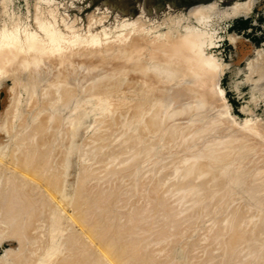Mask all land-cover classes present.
<instances>
[{
  "label": "rangeland",
  "instance_id": "374dc122",
  "mask_svg": "<svg viewBox=\"0 0 264 264\" xmlns=\"http://www.w3.org/2000/svg\"><path fill=\"white\" fill-rule=\"evenodd\" d=\"M245 1H250V3H249L250 10L246 14H236V12L233 11L236 3H241V2H245ZM211 4H212V6H209ZM208 6H209L210 9L208 8ZM213 6H214V8H213ZM196 7H197V10H196ZM200 7H203V8H200ZM206 10H208V11H206ZM200 15H201V18H200ZM202 15L204 17H202ZM13 20H15V21H13ZM4 21L5 22L7 21V22L5 23ZM12 22L14 24H12ZM41 22H43V24H47L48 25V27H47L48 29H50L49 28V25H52V27L55 28V29H52L49 32H44L39 27L40 24H41ZM3 25L7 29H12L13 27L18 29V31L16 32V34H13V35L12 34H2V36L4 37L3 39L7 40L8 42H16L17 45H19V48H21V50L25 49V51H29V52L33 51V47L34 46H37L38 44H41V42H44L45 36H48V37H51L52 35H56L57 36L58 33L56 31H59L60 32V35L61 34L62 35H65L66 34V36H67L69 34V37H70V35L73 36V35L76 34V33L75 34H71L72 31H73V29L76 30L77 33L80 31L79 32L80 33L79 34L80 36L78 37V40L80 42H82V43H86L84 40L86 38H89V36H92V35L94 37L96 36L98 38V42H96V44H95L96 47L97 48L100 47V48H102L104 50L108 49L107 52H105V54H107L108 56H112V54H120L119 51H118V48H119V45H118L119 38L118 37H121L122 34H124L122 36H127V39L129 38L127 40V42H129V41H130V43L133 42L134 44L133 43L132 44L135 45V46L138 45V44L136 45V43H139L141 45V43H143V42L155 41V40H157V38H159V40H161V41L162 40L169 41V39L167 40V38H169L170 36L177 37V35L183 34V33L184 34L185 33H190L193 36H195V39H196L197 44L199 43L198 45H199V47L201 46L200 48H201L202 52L204 51L203 54L206 57L209 56V57H207L209 59L211 58V60H209V62H212V60H213L212 63H214V65H215V66L213 64L211 65V63H210V66H212V72H208L209 70L211 71V67L209 68V70L207 72L208 73H212V74H208V77L210 79L209 82H211L213 84L212 87L214 86L215 88L214 87L213 88L215 90L217 88V90H219V93H220V90H222V92L220 93V98L217 97V95H215V94H214V97H213L214 100H215V96H216V98H218L220 101L217 99L218 100V103H217V101L215 102L212 99L213 101H211L209 103V105H208L209 106L208 109L211 108V110L210 111H208V109L207 110H203V111L200 110V114L199 115H198L199 111H198L197 114H196V112H197V110H199L197 107H199L200 105L199 104L197 105L193 100L188 101L189 104H191V106H193V108H194V106H196L195 108L197 109V110H195V108H194V110H192L193 109L192 108L191 109V112H193V114L189 113L190 114L189 117H188L189 114L186 115L187 117L185 115H183L182 114L183 112L180 111V109H181L180 108L181 107L180 104L179 105L176 104L177 106L175 105L176 107L174 106L175 108H172L173 109V112H174V113L173 112L172 113L173 114H176V112H177L178 115H176V117H175V115L172 116L173 118H176V119H173V118L170 119L171 121L173 119L174 121H172V122H174V123H172L171 121L169 123L168 122L169 120L166 119L167 122L165 124V121H164V124L167 125V126H165V129L164 128H162V129H164L166 131V128L167 129L168 128H174L173 126H175L174 129H176V128H178V129H180V128L181 129H184V127H186L189 124V122H193V120L195 122H198L197 121L198 119L200 120V122L202 124H204V122H202L203 120H205V119L208 120L209 118L212 119V121L209 120V122H207L205 120L206 121L205 123H208L209 127H211V126L213 127L214 125L219 126L220 124L218 122H220L222 124V126L221 125L219 127H217V126L215 127L214 126L213 128L211 127V129H213V132H216L215 130H219V128H221L219 131L216 132L217 135H215V136L217 138H219V136H221L220 138L223 137L222 139H219V141L221 140L222 143H224L225 141L227 142V144L225 143V145H222V146H225V148H228L227 150H229V147L234 142L237 143V141L239 140L238 143L236 144L237 146H235V148H234L233 147L234 144H233L231 146V148L233 147L234 150H236V149L239 150L240 149L242 151L243 150L245 151V148H247V149L250 148L251 149V150L249 149L250 152H249V150L246 149V153H248V154L246 155L245 152H244L243 153V154H245V156L243 155L244 157L242 156V152L239 153L240 150H239V152L236 150L235 153L234 152L233 153H230V155H232V154L235 155L237 153L238 156L240 154L242 156V157L239 156L240 157L239 159L237 158L238 157L237 155L235 157L234 156H231L230 157V160L232 159V157L238 159V160H236V159L233 158L234 160H236V164L237 165L235 164V161L233 159H232L233 160L232 162L234 163L233 166H232L233 163L232 164H230L229 162L227 163V165L230 164L231 165L230 167H232V169L229 168V167H227V169L230 170V173L231 174L230 173L228 174L227 172H224V173L223 172H217V169H218L219 166H217V168H215L216 166H212L210 160H208V158L205 157L204 152L206 153L207 152L206 149H208V148L205 146V149H204V143H202L203 144L202 145L201 142H200V141L206 142L209 139V138L207 139V137L204 136L205 134L203 136L206 137V140H205L204 137H202V139L204 138L203 140L202 139L197 140V139H199L198 137L196 138L194 136V138H192L193 135L191 136V134L189 135V134H186L185 133L186 136L183 134V140L184 141H182V139H181L182 136L180 137V141H182V143L184 142V144H186V145L185 146L183 145L184 147L181 148L179 146L180 145L182 146V143L181 142H178L179 140H177L175 138L172 139L174 136L172 137V136L169 135L170 136L169 139L171 138V143H170V140H168V138H167V135L169 133L164 132V130L159 129L164 134L165 133L167 134L166 135V139H165V136L162 135L163 134L162 132H161L162 134L159 133V130L158 129L152 130L151 128H149L151 130L150 131L148 129V127H147V131L148 130L149 131L148 132H144V131L141 130L140 124H138L137 122L136 123L138 125L137 124L136 125L133 124V123H135V120H133V117L132 116H134L135 110L137 109V108H134L135 106H133V105L135 104V102L137 100L136 99L137 97L135 98V96L137 95L136 94L137 92L135 90H133L134 92H136L135 93L136 94L135 96L129 94L130 92L134 93L133 91H130L129 92V89L132 88L131 87L132 85L130 86V83L133 84V87L136 88V89L139 88L138 85H141L142 83L141 84L137 83L138 85L136 86V83L134 84V82L132 83V81H130V80L132 79L131 77H135L136 75H137V77L140 76V74H139L140 72L139 71H135V72H137L136 75L134 74L135 73L134 71H133V73H128V74H124V73L122 74L121 73V81H120L121 84H119V86H117V89H118V87H119L118 90H120L121 88H123V89H121V91H118L116 89L115 92L116 91L119 92L118 94H120L122 92H124V93L126 92L127 94H129L130 97L132 96L131 99H133V97H134L136 100L134 99L135 102H134V100H132V101L130 100V103L126 104V102H124V101H126L125 100L126 99L125 98L126 93L125 94L122 93L124 95H122V94L117 95V97H121L119 99H121V101L123 100L122 101V102H124L123 104H126V106L123 105L124 107L122 105L118 104V106H116L117 108H115V106H114L115 103H118V101H119V99H118L117 102H115L116 101V94L115 95L112 94L113 96L111 95L113 99H111V100L108 99L107 100L112 105H110L109 103L107 104V101L106 102H102V99L100 98L101 100H99V98L96 97V96L93 97L94 99L93 98L91 100L88 99L89 102L85 101L87 104L83 101V100H86V96L88 94V93L85 94V92H84L86 90L85 88H87L86 86H88L87 83L89 84V86H91V85H93L92 83L95 82V84H96L97 83L96 81H99L101 79L100 78L99 80H96V81H94V78L91 79V77H93V75L95 76L94 72H96V70H94V71L92 70L94 67H92V68L89 67L90 73L93 72V75L91 74L92 76H90V79H89V74L90 73H88L87 76L84 74V72L87 73V71H88L87 68H82L81 67V69H79L80 68L79 66L78 67L77 66H73V68L76 67L75 68L76 71L78 69L77 72L80 75L76 73V75H74V78H71L70 79V84H71V87H70L71 89L70 90H71L72 94H71V92L69 93V94H71L70 95L71 97L69 99H71V100H69L68 97H66L67 100L66 99L63 100V98H65L64 96H67V95L64 94L62 90H60V89H62L61 86H59L60 84H58V85L56 84L57 87H56V85H54L55 82H57V81H55L54 83L51 84L52 86L53 85L55 86L52 89L53 90V92H52L53 94L50 95L49 97L46 96L47 98H45L44 97L45 95L42 94L41 91H39L40 90L39 87L36 88V89H38V90H36L38 92L33 93L32 90H31V86H28L29 87L28 88V87H26L25 84H22L20 82L18 83L15 80V77L14 76H8V75L1 76L0 77V120H1L0 121V150L2 151V149H7V152H5V150H4L5 154L6 153L9 154V153H12L13 152V151L11 152V150L15 149V147L17 145V143L16 144H13L15 141H17V137H16V140L14 139V137H15L14 134L16 132L17 133L20 132L19 130H20V127H21L22 123L25 120L24 119L25 117L28 118L27 119L28 121H27L26 124L29 125L28 123H30L31 125H29V126H32L33 127V124H36L38 122V121L35 122V120L37 119V117L39 118V116H41V114H42L43 117H44V115H47L48 116L49 114H51V117L53 119L49 116V124L51 123L49 125V127L50 126L51 127L54 126V129H56L55 126L58 125L57 126V129H59L58 127H61L62 126L61 125L62 122H63V127H64L63 129L60 128L57 131L58 132V138L57 139L60 140V141H57V139L53 138L57 142H59L58 144H57L56 141H54L51 138V141L52 140L54 141V142H51V143L54 145L55 142H56V145H54V146H57L58 145V147H55V148H58L57 152H56V150H55V152L57 153V157L60 156L58 158V160L61 159L60 160L61 166L58 165L59 163H57L56 168L54 167L55 168L54 170H57L58 171V172L55 171L57 173V176L60 174L59 175V177L61 176L60 180L61 179L62 180L65 179V181L64 180L63 181H64V183L65 182L66 183L64 184V186L62 184V187H65L67 189V192L68 193H69L68 190L70 189L69 187L72 186V185H69L68 183H70V184L73 183L74 191L73 192L71 191V193H73V194H74L75 190L77 189L76 187H78V185L80 184L78 182H80L81 179L82 180L85 179L84 176L87 174L88 171L89 172L86 175V177L92 175L91 174L92 172H90V171H92V168H93V171L96 170L95 173L97 174V168L95 167V170H94V166H92V163H95L94 160L96 158H99L98 164L97 165L95 164L96 166H99L98 167V170L101 167L100 166L101 164L104 165V167L106 165V164H103L104 163L103 161H104L105 158L101 157V156H104L105 154H112V156L109 155V157H111L113 159H116L113 156L116 157V154L118 155L119 153L124 154L123 157H125V154H126L127 156L125 158H127V159L128 158L129 159L131 158L130 161H129V159L128 160L124 159L123 162L118 160V164H116V162H117L116 160L117 159L115 160L116 162H113L114 160L112 161V159L108 157L109 159H111V161L113 162V164L115 163V165H118V166L116 167L115 170L112 169V168H115L114 165H112L113 167L110 166L111 169H112L110 171V173L109 172H108L109 174L108 173H105L104 174L105 176H102V177H103V179L105 177H107L104 180H106V179L108 181L110 180L109 182H111V184L113 182V184H112L113 186L110 183H108V181H104L101 177H99V179H97L98 176H96L97 177L96 178L93 175H92V177H95L96 179L95 178H91V176L90 177H87V179L88 178H91L93 180L92 181L91 179H89L88 182H91V184H89L87 182H86L87 185L86 184L85 185L83 184L85 186L83 189H85L86 186H87V188H86L87 190L86 189L85 190H86V194L88 193V195H87L88 197H92L91 195H93V194L95 195V193H91L92 190L94 192H97V191H102L103 189L104 190L106 189L109 192V188L111 186H112L111 188H113L114 186L116 188L118 187L120 189L119 192H117V194H116V192L114 191V190H116V188H115L113 190V193L115 192L114 193L115 196H114V194H112L114 197L111 198L112 201H115V202H113L114 204L112 202L110 203V205L113 206V208H112L113 209L112 215H113L114 211H116L117 209H118L117 210L118 213L121 211L120 213L121 214L123 213V216L126 215L125 218L122 217L123 219H126V220H124V222L123 221L120 222L121 220H119L115 216L117 212L114 213V215H113L115 218H117L116 221L112 217L110 219V216H111L109 214L110 212L107 213L106 216H105V214H106L105 212L107 210H110L111 207L108 209V206L105 207L104 206L105 204H102V206H104L102 208L103 209L104 208L107 209L105 212L103 211L104 213L101 216L104 219V220L102 219L103 220L102 221L103 224H102L101 223V218L98 217L99 214L97 213V211L95 209L94 210L92 209L93 211L96 212V215H95L94 219L96 217H98L100 219L99 222L101 224L99 225L100 227L98 226L100 228V230L104 227L102 229V231H100L99 228H97V231H95V232L93 231L92 232L94 235L96 234V236H98V237H95L94 235L91 236V237H93V239L95 241L91 239V243H93V244L90 243L89 246H91V248L92 249H95L96 251L100 247V244L102 242V239L105 238V234L106 235L108 234L107 233V231H109V228L108 227L111 226L110 227V230H111V228L113 226L118 225L119 226V229H120V232L119 233H120V236L121 237L119 236L120 238H118V235H119L118 234L116 239H119V240L114 241L113 244L115 243L114 246L117 245L116 247H118L119 245L121 246L123 244L129 245V246H126V245L124 246L123 245L128 250V251L127 250H124L123 255H122L124 257L123 260H126V263L128 262L127 264H166V263L167 264H170L171 262H172L171 264H173V263H175V264H182V263L183 264H185V263L186 264L187 263H189V264H191V263L192 264H196V263L197 264H206V263L207 264H214V263L215 264H217V263L218 264H226V262H227V264H230V263H232V264H235V263L236 264H240V263L241 264H244L243 262L246 261V260H248V262L247 261L245 262L246 264H264V230H261V229L256 228L257 227L256 224L258 225L259 223L263 222L262 220L264 219V199H263V201L261 199V198H264V187L261 186L262 184L261 185L259 184V183H261L263 181L261 179H264V178H262L264 176L258 174L259 172L261 173L263 171V168H264V71H263L264 70V67H263L264 66V0H0V28H4V27H2ZM10 26H11V28H10ZM69 27H72V29L71 28L69 29ZM73 32H75V31H73ZM130 34L132 35V37L130 36ZM62 35L59 36V37L53 38L55 40H58L57 44L52 45V47L55 48L54 50L62 49V46L65 47L66 44L69 42V41H67V38L65 36H62ZM135 36H137L138 38H136ZM173 37H170V39L173 38ZM138 39H140V40H138ZM164 41H162V42H164ZM105 42H108L107 43L108 46L111 44L110 45L111 48L110 47H107L106 48L105 47V44H104ZM112 42L114 44L113 46H112ZM217 65H218V67H217ZM213 67H215V68H213ZM83 69H85V70L87 69V70L85 71ZM79 70H80V72H79ZM91 70H92V72H91ZM145 70L142 69V71H145ZM147 70L148 71H146V72L148 73L151 69L147 68ZM146 72H144V73H146ZM216 72H218V73H216ZM101 76H103V75H101ZM96 77H97V75H96ZM99 77L100 76H98V78ZM137 77H136V79L133 78L132 80L135 81V80L138 79V82H141V80L144 81V79H140L139 80V78H141V77H139V78H137ZM73 79L76 82L73 81ZM83 79H87V80L89 79L88 82L86 81V84H85L86 86L84 85L85 82L82 81ZM105 79H103V81ZM108 79L109 78L106 79V82H107ZM125 79H127V80H125ZM91 80H93V81H91ZM111 80H112V82H111ZM111 80L109 79V83L108 82L107 83L105 82L106 87H107L108 84H109L108 87H111V86L115 85V83H113V82H114V80L117 81V79L113 75L111 76ZM100 81H102V80H100ZM71 82H74L73 83L74 85ZM213 82H215V84ZM112 83H113V85H112ZM70 84H69V86H70ZM76 84H77V87H75ZM82 84H83V86H82ZM216 84H217V86H216ZM23 85H25V86H23ZM121 85H122V87L120 88ZM58 86H59V88H58ZM125 87H127V88H125ZM218 87H219V89H218ZM73 89H75L74 90L75 93L77 92L78 94H75L74 91H73ZM83 89H85V90H83ZM82 90H83V92H82ZM60 94H62V95H60ZM79 94H80V96H78ZM54 95L57 96V98L62 97V98H59L61 100L57 99ZM84 95H86V96L84 97ZM89 95H91V94H89ZM75 96H78V97L75 98ZM72 97H73V99H72ZM54 99H56V100H54ZM77 99L79 101H77ZM37 100L39 102H43V100H44L46 102V104L50 101L47 105L48 106H51V107H52V104L54 102V104H53L54 107H52V109H51V107H49L48 110L47 109L46 110H43V111L40 110V113L39 112L37 113L39 115L36 117L35 120H33V118H35V117H32V116H34L33 114L35 112H37L35 110H38V108H39L37 106V104H35V103H38ZM98 101H100V102H98ZM67 102H69V103H67ZM101 102H102V104H105L106 103L105 106L108 105L109 108H111V109H108V107H107V109L106 108L104 109V106H102V104H100ZM131 102H133V103H131ZM50 103H52V104H50ZM82 103L83 104L85 103L86 105L84 104L85 106H82L81 107V105H83ZM34 104L37 107H35ZM32 106H34V107H32ZM48 106H46V107H48ZM111 106H113V107H111ZM128 106H129V108H127ZM118 107H120L121 109L118 108ZM130 107H133L134 108V111L132 110L133 108L130 109ZM33 108H35V109H33ZM219 108H222V109H219ZM29 109H32V110L30 111ZM114 109H115V112L117 113L116 114L114 112L116 115H114V113H113ZM116 109H119V110L116 111ZM104 110H107L106 111L107 114H110V113L112 114L111 116H113V117H110V115H108L109 118H111V119L114 118V116H115V118H118V120H121L120 118L123 117L124 118V121H126L127 119H128L127 120L128 122H129V120H132V122L134 121L133 123L132 122L129 123V125H131V126L134 125L132 127H134V129H135V133L133 132L132 127H130L131 130H132L131 132L134 133L133 135H136V133L138 131V129H136L135 126L136 127L139 126L140 127V131H138V132H139L140 135L137 134V136H139V139L140 140L142 139V138H140L141 134H145V136H147V134H149L150 136L152 135L151 138L148 137L149 135L147 136V141H149L148 143L151 144L153 142V140L156 138V140L154 141L156 144L154 145V142L152 143V145H153V147L155 149L153 151H150L149 152L148 149H147L148 151L146 150V146L147 145L144 147L145 150L142 149L143 146H144V144H145V142H146L145 141L146 140L145 137H144L145 139H142L145 142L142 143V140L141 141L138 140L141 143L140 142H137V145H136L135 144L136 142H135L133 144L134 146L132 144L129 145L130 147L127 146V149L131 150L132 152L135 151L134 153H136V151L137 152L140 151V149H142L143 151H145L146 154H144V152H143V155L144 156L141 154L140 159L138 157L139 160L137 159V161H135L134 160V157H130L129 154H131V155L133 154L131 151L128 154L129 150L124 149L125 150L124 151L123 149H121V148H123L122 147L123 145L122 144L119 145V143L120 142L123 143V141L125 139L123 140L122 138H125L128 135V134H125V132L126 133H129V135L131 133L129 131V129H130L129 126H127L128 125V122L127 121H126V123H127L126 128L128 129V132H127V129L125 127L124 128L121 127L120 131H123L124 134H123V132L117 133L116 135L119 134L118 136H120V138L118 136H117V138L114 136V138L118 139L119 141L115 139V141L112 142V140H113V138H112L110 141L112 143H115L116 142L115 144H112L108 140L109 145H111L113 149H111L109 147L108 142L105 139V141L107 142V144L105 145L107 147V149H106V147H104V144L106 142L104 140H102L104 138H102L100 136L102 134L101 131L103 129L105 130V128H106V123H104L105 125H103V122L101 120H103L104 122H107L108 123L111 119L109 120L108 117L106 119V116L105 115H107V114H106V112ZM109 110L112 111V112L108 113ZM131 110H132V112H131ZM125 111H127V112H125ZM119 112H121V113L125 112V113H123L125 117L121 113L120 114L122 116H120L118 114ZM201 112L202 113H205V115L202 114ZM53 113H54V115H53ZM87 113H88V115H87ZM131 113H133V114H131ZM213 113H214V115H213ZM128 114H129V116H128ZM144 114H146V113H144ZM226 114L228 115L229 118L228 117L226 118ZM180 115H181L182 120H180L181 119L179 117ZM195 115H197L199 117L196 116V118H195ZM202 115H204L205 117L202 116ZM14 116H17V118L15 119ZM192 116H193V118H192ZM212 116H214L217 119V121ZM11 117L15 121H12L11 120ZM76 117H77L78 120L76 119ZM5 118L6 119L10 118V122L11 123L8 121L9 119L6 122V119ZM64 118H66V120ZM123 118H122V121H123ZM187 118H189L190 121H189V119L187 120ZM72 119H74L75 121H80L81 123L78 122L80 125L77 124V122H75ZM191 119H193V120H191ZM32 120L35 123L33 122V124H32L31 123ZM107 120H109V121H107ZM112 120H114V119H112ZM175 120H176V122H178L179 120L181 122L183 121L184 123H186V125L184 124V126H183V123H180V121H179L178 124H176ZM39 121H41V117H40V120ZM51 121H54L53 122L54 124ZM55 121H56V123H55ZM71 121H74L77 124V126H75L77 131H75V129L73 130L74 124H72V126H70L71 125ZM20 122H21V125H19ZM57 122H58V124H57ZM195 122H193V124H189V126L194 125L195 127H198V129H199V127L202 124L199 126L200 123L198 122L199 124H197L198 125L197 126V125H195L196 124ZM23 124H25V123H23ZM55 124H57V125H55ZM101 124H102L101 127H105V128H101L100 127ZM124 124H123V126H124ZM2 125H4L3 128H2ZM9 125H11L12 127L14 125L15 126L14 127V130H16V129H19V130L18 131H15V132L13 130L12 135H9V133L12 132V130L10 131L8 129V128H10ZM171 125H173V126H171ZM223 126H224V128H223ZM4 127L7 128V130H8L7 132H6V129H4ZM22 128L23 127H21V129ZM28 128L25 127L24 133L21 130V132L23 133L22 135H24L26 133V129H28ZM52 128H51V130H52ZM10 129H12V128H10ZM46 129H48V128H46ZM54 129H53V131H54ZM181 129H180V131H181ZM240 129H241V132L243 133L244 136L242 135L240 137V135H236V133H238V134L241 133V132L240 133L238 132V131H240ZM28 130L31 131V129H28ZM51 130L49 128V131H51ZM62 130H64L66 133L64 131H62ZM185 130H186V128H185ZM221 130H222V132H221ZM30 131H28V133ZM152 131H153V133H150ZM67 132H69V133L67 134ZM73 132L75 133L74 136L72 135ZM60 133H62L61 134V138H63V139L60 138V135H59ZM98 133H99V135H97ZM199 133H202V132H199ZM244 133L248 134V135H246L247 139L245 138V134ZM16 135H18V134H16ZM19 135H21V134H19ZM90 135L93 136L94 138L97 136L96 138L99 139V140H97V142L100 141V143H97L95 141L96 139L92 138ZM65 136H69L70 138L65 137ZM99 136H100V138H99ZM131 136H132V133H131ZM153 136H154V138H153ZM190 137L192 138V140L194 139V141H192V140L189 141L191 139ZM208 137H209V135H208ZM231 137H232V139H231ZM12 138L14 139V141H13ZM67 140L68 141L70 140V142H67ZM158 140H160V141H158ZM167 140L169 141L170 146L171 147L173 146L172 148L168 147V143H166V142H168ZM175 140H176V142H175ZM255 140H256V142H255L256 145L253 143ZM63 141H65V143ZM89 141H91L92 145H91V143H89ZM94 141H95L96 144L99 145V149L96 148V146H97L96 144H93ZM186 141L189 142V143H186ZM208 141H207L208 144H211V145L214 144L213 145L214 147L215 146L216 147H219L220 146V143H219L218 140H217L218 142L215 141V140H208ZM102 142L104 144H102ZM158 142H160L159 145H158ZM163 142L167 145L166 147L163 144ZM177 142L180 143V144H178ZM195 142H196V144H195ZM198 142H199V145H197ZM212 142H213V144H212ZM215 142L217 143L218 146L215 144ZM239 142L241 144H239ZM66 143H68V145ZM69 143H70V145H69ZM139 143L142 144L143 146L141 145L140 147H138L139 146ZM172 143H173V145H172ZM192 143H194V144H192ZM52 144H51L50 147L53 146ZM162 144H163V147H162ZM176 144H177V146H176ZM9 145H11V146L9 147ZM12 145H15V146L12 147ZM88 145H89V147H88ZM102 145H103V147H102ZM114 145H116L117 147L114 146ZM240 145H243L244 146V149H243V146H240ZM254 145L257 147L256 150L254 149V148H256ZM54 146H53V148H54ZM90 146H91L92 149L90 148ZM148 146H149V144H148ZM174 146H175V148H174ZM198 147H200V148H198ZM236 147H238V148H236ZM119 148L122 150V152L119 150ZM163 148H165L166 150L163 149ZM173 148H174V150H173ZM183 148L184 149L185 148H187V149L189 148L188 149L189 151L186 149V150H183L184 153L183 152H180L179 153L178 150L180 151ZM195 148H197V150H195ZM89 149H91V150H89ZM93 149L94 150L96 149V150L93 151ZM159 149H161V150H159ZM168 149H169V152H168ZM199 149H201V153H200V150ZM252 149H253V151H252ZM9 150H10V152H9ZM109 150L111 152L113 151V153H111ZM156 150H157V153L154 152ZM230 150H232V149H230ZM17 151H19V150H17ZM60 151L62 153L64 152L66 154V156L65 155L64 156L61 155L62 153H60ZM87 151L89 152V154H88ZM91 151L94 152L95 155H97L95 158H94V155H93V153ZM96 151H97V153H96ZM107 151H109L110 153L107 152ZM114 151H117V152H114ZM141 151H140V153H141ZM158 151H159V153H158ZM185 151L187 152V154H186ZM84 152H87V155ZM160 152L163 154V156L166 159L163 156H161L162 154H160ZM167 152H168V154H167ZM172 152H174V154H175V155H173L174 158L172 156V154H173ZM18 153L20 155L21 154V151L17 152L16 154H18ZM91 153H92V155H90ZM170 153H171V156L169 155ZM197 154H198V156H196ZM89 155H90V158H89ZM99 155H101V156H99ZM201 155H202L203 158L201 157ZM154 156H159V157L157 158V157H154ZM9 157H10V154H9V156L7 158H9ZM87 157L89 159H87ZM92 157H93V159H92ZM105 157H107V156L105 155ZM175 157H177L178 161L176 160ZM179 157L181 159H179ZM63 158H64V160L62 161ZM183 158H185V159L183 161H181ZM160 159H162L164 161H160ZM241 159H243V161ZM245 159H246V161H244ZM91 160H92V163L90 164L89 162H91ZM100 160H101L102 163L100 162V164H99V161ZM167 160H168V163H166ZM169 160H170V162H172L171 164H170ZM172 160H174V161H172ZM95 161H97V160H95ZM156 161H157L158 164H156ZM176 161L178 162V164L177 163H174ZM260 161H262L263 164ZM109 162H110V160H109ZM112 162H111V164H112ZM131 162H135V163H131ZM244 162H247V163H244ZM88 163L92 167H88L87 168L88 165H86V164H88ZM180 163L183 166H185L186 168H190L188 166H191L194 163L196 165L203 164V165H205V168H206L207 171L200 177V180L199 181H197V180H196L197 182L194 181V180L191 181L192 179L190 178V176H188V174L189 175L192 174L191 173V168H190V173L191 174L189 173V170L186 169V171H188V173H187L185 171V167H180V166H182ZM260 163H261V165H260ZM119 164L123 165L125 167V169L124 168H121L123 166H121ZM132 164H135V165H132ZM165 164H166V168H164ZM167 164H168L169 167H167ZM172 164L173 165L175 164L174 166H176V165H178V166L177 167H174ZM206 164H208V167H207ZM244 164H246V165H244ZM137 165L140 166L139 167L140 169L138 168ZM170 165H171V167H170ZM209 165L212 166V167H214V168L211 169V167H209ZM252 165L253 166L255 165V166L253 167ZM135 166H137L138 169ZM244 166L250 167L251 170H253V168L256 167V171L255 170H253V171L250 170V171L251 172H254L255 175L257 173L260 177L262 176L261 179H259L260 178L259 176H258L259 178H257V175L255 176L254 173H251V176L253 175V177H251L250 174H247L246 175V176L249 175L248 176L249 178H247V179H250V180H246L245 178L243 179V177H244V169L246 168V167L244 168ZM258 166H259V168L262 167V169H259ZM178 167H179V169H182L181 172L179 170H177ZM220 167H221V169H224L223 166H220ZM233 167H234L235 170L233 169ZM60 168H62L65 171H63L61 169L60 171H62V172L60 173V171H59ZM117 168H118V170H117ZM131 168H133V169L130 170ZM141 168H142V170H141ZM151 168H152V170H151ZM183 168H184V170H183ZM225 168H226V166H225ZM82 169L85 172L84 171H81ZM88 169H90V170H88ZM102 169H104V168H102ZM102 169L100 171H102ZM173 169H174V171H173ZM175 169H176V171H175ZM257 169H258V171H257ZM241 170H243V172ZM80 171H81V173H79ZM116 171H117V175H115L116 174ZM139 171L141 172V174H140ZM142 171L144 173L146 172V174H144ZM103 172H101L102 174H100V175H103ZM120 172H122V173H120ZM150 172H151V174H150ZM171 172L172 173L175 172L176 176H178V174H177L178 172H180V174H181L182 177H183V175H186V176L183 177L184 179L183 178L180 179L181 176H178V178L181 181L179 179H177V182H176L175 179L177 177H175V174H173L172 175L173 177H172L171 174H169ZM82 173H84V174H82ZM125 173H128L129 174L128 176H125V177L126 178L127 177L129 178L130 177V179H128V178L126 179L125 177H123L124 175H127ZM212 173H214V174H212ZM222 173H223V175H225V173H227V174L225 175V177H223V178L221 177L220 178L219 175L221 176ZM241 173H243V174H241ZM79 174H80V176H78ZM118 174L121 175V176L123 175L122 178H124L125 181L123 179H121V177H120V180H118V179L116 180V176H117V178H119ZM166 174H167L168 177L166 176ZM215 174H216V176L218 175L217 178H216ZM261 174H263V173H261ZM98 175H99V173H98ZM161 175H163V177H161ZM237 175H240V176H237ZM139 176H142V177H139ZM213 176L216 179H213L214 178ZM158 177H159V179H158ZM174 177H175V179H173ZM186 177H188V179ZM78 178H79V181H78ZM134 178H135V180L138 179V180H136L137 182L135 180H133ZM239 178H240V180H239ZM42 179H43L44 182L42 181ZM42 179H40L42 181V182L41 181L40 182L41 183H44V185H45V186L44 185H42V186H44V187L50 186L51 187V191L48 190V189H50L48 187H47L48 189H45L46 190L45 191L46 192V197L48 199L49 198L51 199L52 197L54 198V195L53 194L54 193H57V192L63 194V196H64V193H62L63 190H61V187H60V190H59V188L58 189L56 188L57 190H55V192H54V189L55 188L52 187L54 185L53 183H51L52 181L49 180L48 182L51 181L50 182L51 184H49V183H46V181L44 180V178H42ZM131 179H132V182H130ZM217 179H219V180H217ZM96 180L97 181L98 180L99 181L103 180V182L101 181L99 183ZM163 180L164 181H167V182H164ZM172 180H174V181H172ZM178 180L180 181V183L182 184V186H180L181 184L179 183ZM187 180H189V181H187ZM243 180H245V181H243ZM259 180H261V182ZM85 181H87V180H85ZM119 181H122V183L119 182ZM82 182H84V181H82ZM94 182H96V183H94ZM126 182H128L130 184H128ZM161 182L162 183L164 182V184L167 185V186H165L164 184H161ZM93 183H94V185H93ZM123 183H125L126 185H123ZM134 183H137V184H134ZM159 183H160V185H159ZM98 184H99V186H97ZM109 184L111 185L110 187L107 186ZM127 184H128V186L129 185L130 186L129 187H124V186H127ZM116 185H118V186H116ZM157 185L161 186V187H159V189L162 190V191H160L159 189L157 191ZM162 185L165 186L164 187L165 189L162 188L163 187ZM119 186H121V187H119ZM143 186H144L145 189L143 188ZM82 187L83 186H81L79 188H82ZM97 187H98V190H97ZM137 187H138V189H136ZM139 187H140V189L144 190V192H143L144 194H141L142 193V190H140ZM166 187H168V188H166ZM126 188H127V191H126ZM130 188H132V189H130ZM47 190H48V192L49 191L52 192V190H53V193L50 194V196H49L48 195L49 193L47 192ZM133 190H135V191H133ZM136 190L137 191L140 190V193H139L141 195L140 197H138L139 195L137 194L138 192H136ZM107 191H104V192H107ZM147 191H148V193H147ZM126 192H127V194H126ZM132 193H133V195H130ZM161 193L164 194V195H162ZM168 193H170V194H168ZM182 193L185 194L184 197H183V194ZM261 193H263V194L261 195ZM57 194L55 195L56 196L55 199L52 198V201L49 202V204L52 203V204H57L58 205V204L62 203L61 205H59L60 210L57 208V205H55L56 206L55 208L58 209L57 210L58 211L57 213L60 212L58 216H60V214H61V209L63 208L62 210H64V211H62V216L63 217L62 216H61L62 218L60 217V220L63 219V222H61L62 223V231H63L62 234H63V236L61 235V237H60V238H62V237L63 238H62V240H60V243H61V241L62 242L64 241L63 243H61V245H64V243H65V246H60V247H62V250L66 251L69 246L70 247L71 246H75V244H77V243H78V246H80V244L82 242H84V240H85V238L87 236L86 234L87 233L90 234V235L92 234V233H89L88 231H87V233H85L86 230H88V228H91L93 226L92 225V222L93 221H97L98 219L97 220H94V219L92 220L93 215L95 214V212H92V213L90 212L92 214V216L90 217L91 214L89 213V211H92V210H89V211H87L84 214V217H86V218H83L84 221L81 222L80 219H78V218H80L79 215H78L80 213V211L78 212V210H76V209H75V211H72V209L74 208L72 206L79 205V204H76L74 202V201L77 202L78 198H77V200H74L73 199L75 197L74 195L71 194V196L70 195L68 196L67 193H66L67 197L65 198L63 196L62 197L60 196L61 197L60 203L59 202L57 203V201H59V198L57 200V197L59 196V194L58 195ZM118 195H120V197ZM155 195H157V196H155ZM202 195H204V196H202ZM133 196H135V197H133ZM115 197H118V198L115 199ZM131 197H132V199H130ZM165 197H166V200H165ZM62 198H65V200L64 199L62 200ZM127 198H129V199H127ZM134 198H136L138 201L136 199H134ZM50 199H49V201H50ZM177 199H178L179 202L177 201ZM103 200L106 202V199H103ZM155 200L159 201L160 203L157 202V201H155ZM80 202H81L80 204H83L82 203L83 202L82 200H80ZM129 202L132 205V207H130V208H129V206H131V205H129ZM151 202H152V204H151ZM119 204H121V205H119ZM180 204L182 205V207L183 206L184 207L181 208V205ZM138 205H140L141 207L138 206ZM191 205L193 207H195V208H193ZM50 206H51V204L48 206V208H50ZM117 206H119V207H117ZM156 206H157V208H156ZM225 206H226V209H225ZM75 207H77V206H75ZM82 207H84V206L82 205ZM82 207L78 206V209L80 208L83 211V208ZM158 207L162 211H159ZM53 208H54V205H53ZM50 209L52 210V208H50ZM133 209L135 210V214L133 215L135 217V219L132 222L133 216L131 215L132 218L130 217L128 220L131 221L132 223H135V224H132L131 222H128V220H127L128 214L129 213H134ZM145 209H146V211H145ZM176 209H177V211H176ZM207 209H209V210H207ZM155 210L156 211H159V212H156ZM236 210H238L237 213H236ZM145 212H148V213H145ZM172 212L174 214H172ZM182 212L183 213L185 212L184 215L182 214ZM52 213H53V211H52ZM81 213H80V215H81ZM143 213H144V215H143ZM231 213H233V214H231ZM242 213L246 214V217L247 218L246 217L245 218L247 220L249 219L248 221L247 220L244 221L245 223H243V225L241 226L242 227V230L245 229L246 226H248L249 228L248 227L247 228L248 229H251L252 231H256L257 230L256 232H254L253 235L256 236V233H260L259 234L260 236H258V234H257L256 237L252 236L250 238V240H249V238H248L249 236H248V234L246 232L245 233L247 234V236H242V234L244 232L241 233L240 235L242 236V238L243 237L244 238L246 237V240L248 239L247 240L248 243L246 244V241H244V240L242 241L244 244L243 243L241 244V242L238 243L240 239L242 240L241 237H239L240 239L238 238L237 239L238 241H235V243L231 241L232 244H236V248L238 249L237 250L235 248L236 251H234L235 245L232 246L231 243L225 242L224 239H227V237L229 239L230 236L232 235L233 228H234L233 226H234V224L236 222L235 220H238V219L240 220V222L237 221L236 224L237 223L238 224L239 223L242 224V222H241V219L242 218H239V216L241 217V215L242 216L244 215ZM49 214H50V212H48V215ZM156 214H157V216H156ZM254 214H255V217H254ZM52 215L50 214L51 218H52ZM74 215H78V216L75 217ZM108 215H109V217H108ZM190 215H192L193 217H191ZM237 215H239L238 216V219H237ZM187 216H189V217H187ZM49 218H50L49 216H47V218L44 217L43 220H38L39 221V223L37 222L38 225L36 224V226L38 227V231L41 230L40 232L37 231V235L36 236H39V233L42 232V234H40V235H41V237L42 236L43 237H42V239H41L40 236L37 237V238H35V239L40 238V240L39 241H35V244L32 243L33 246H31L32 248H30V249H31V251H33V254L34 255H36V254L38 255L39 254V251L41 253V250L43 249V247L47 243L46 241H47V238L49 236L48 234L51 232L50 230L52 229L51 228L52 226L50 225L51 223L49 224V222L51 221ZM74 218H77V219H74ZM90 218H91V220H90ZM107 218H109L110 220L107 219ZM191 218H192V221H191ZM254 218H255V221H254ZM47 219H49L50 221L49 220L46 221ZM88 219L91 222V223H89L90 225L89 224H86V223H88ZM76 220H79L81 222V223L79 222L80 225L79 224H76V223H78ZM118 220H119L120 224L123 223V225L124 224L125 225H128V226H130V228H127L128 226L126 227L125 225L123 226L122 224L119 225ZM135 220H136V222H135ZM225 221H226L225 226L222 224L223 225V228H222V226H220L221 228H219V224L221 225V222L225 223ZM256 221H258V222L255 223ZM70 222L71 223L73 222V223L71 224ZM113 223H115V224L113 225ZM130 223L132 225H130ZM47 224H49L50 225L49 228H51L48 231H47V228H48V225ZM81 224L83 226H81ZM93 224H95V223H93ZM105 224L107 225V227L105 226ZM42 225H44V226H42ZM76 225L79 226V228H77ZM263 225H264V222H263ZM70 226H72V227H70ZM80 226H81V228H80ZM85 226H87V227L89 226V227L86 228ZM159 226H160V228H159ZM251 226H253V227H251ZM39 227H40V229H39ZM42 227L44 229H42ZM73 227L76 228V229H74V230H76L75 233H72L73 232ZM238 227L240 228V225ZM106 228H107V231L105 232L104 230H106ZM114 228L115 227H113V229ZM80 229L82 230V233L80 232L81 231ZM43 230H46V231H43ZM83 231L85 233L84 235H82L83 234ZM103 231L105 232V234L103 233ZM112 231L113 230H111V232ZM146 231H147V233H145ZM6 232L7 231H2V232L0 231V264H4V263L7 264L8 260L9 261L11 260L10 257H8L7 260L6 259H3L4 254H6L5 253L6 251H9V250H10L9 252H17V251H19V248L18 247H19L20 240H18V238H16V237H13L12 234L9 231L7 233ZM46 232H48V234ZM245 233L243 235H245ZM68 234H69V236H67ZM70 234H72V235L75 234L76 236H77V234H79L80 236L82 235L84 237L82 238V236H81V240H80V236L77 237L79 239V241H80L79 242V241H77L76 236H75V239L74 240H76L77 243L73 242L74 240L71 239L72 244L73 243L74 244L73 245H68L69 243H71L69 241L70 240V238H69L70 237ZM145 234H147V235H145ZM45 235H47V238H46ZM100 235L103 236V238ZM137 235H138V237H137ZM218 235L220 237H218ZM67 237L69 238L68 240H67ZM73 237H74V235L71 238H73ZM205 237H208V238H205ZM99 238H101V241L100 240L98 241ZM228 239L226 241H229ZM140 240H141V242H139ZM253 240H255V241L253 242ZM120 241H121V243H120ZM37 242H39V243H37ZM67 242H68V244H67ZM218 242H219V244H218ZM258 242L260 243V245H258L259 244ZM146 243L148 245L150 244V247L147 246ZM36 244H38V245H36ZM144 244H146L147 247L144 246V248H142L141 246H143ZM154 244H156V245H154ZM186 244H187V246H186ZM227 244H229V246H232V248H230ZM237 244H238V246H237ZM239 244H241V245H239ZM35 245H36V247H35ZM219 245H220V247H219ZM223 245H224V247H223ZM255 245H256V247H255ZM261 245H262V247H261ZM39 246L41 247V250H38L37 249V248H39ZM120 246L118 248H120ZM123 246H121V247L123 248ZM189 246H191V247H189ZM63 247L64 248L67 247L66 250ZM194 247H195V249H194ZM250 247H252V250H251ZM33 248L34 249H37L35 251L36 253H34V250H32ZM149 248H151V249H149ZM174 248H176V250H177V251L175 250L176 252L174 251ZM192 248L195 251H193ZM92 249H91V251H92ZM140 249L142 250V252H141ZM146 249H148V252L149 253L153 252L150 255L148 253V255L150 257H152L151 256L152 254H154L156 256L155 257L153 255L154 257H152L150 259V262H149V259H147V254H146L147 251H146ZM143 250H145L146 252H144ZM190 250H192V251H190ZM198 250H199V252H198ZM260 250H262L263 253H262V251L260 252ZM98 251H100L101 253L104 252V250H102V249L101 250L99 249ZM220 251L221 252L224 251L222 253V255L221 254H218ZM254 251H256V252H254ZM60 252H62V251L60 250ZM100 252H98L96 254V252L93 251V255H95L94 257H96L98 254H100ZM138 252H141V253L144 252L143 254H146V258L145 259L143 258V256L145 257V255H143V254H141L142 257H140ZM187 252H189V254ZM226 252H228V254ZM235 252L238 253V257H237V254ZM63 253L65 255H67V253H65V252H62L61 254H63ZM104 253L102 255L100 254L101 256L99 255L100 258L103 257V256H105ZM128 253H129V255H128ZM178 253H179V255H178ZM244 253H246V254H244ZM29 254L32 255L31 258L34 257V255L32 253L29 252ZM228 255H230V256L228 257ZM222 256H224V257H222ZM182 257L183 258L185 257V258L183 259ZM190 257H191V259H190ZM214 257L215 258L217 257L216 259H218V260H216ZM97 258H98V256H97ZM139 258H140V260H139ZM194 258H195V260H194ZM239 258L241 259L242 262L240 261ZM244 258H246V259H244ZM177 259H179V260H177ZM227 259H228V261H227ZM237 259H238L239 262L237 261ZM151 260L154 261V262H152ZM199 260L200 261L202 260V261L199 262ZM111 261H112V264L115 263L113 260H110V262H108V263L106 262V263L107 264H109V263L111 264ZM231 261H234V262H231ZM103 264H105V263H103ZM115 264H117V263H115Z\"/></svg>",
  "mask_w": 264,
  "mask_h": 264
},
{
  "label": "bare ground",
  "instance_id": "6f19581e",
  "mask_svg": "<svg viewBox=\"0 0 264 264\" xmlns=\"http://www.w3.org/2000/svg\"><path fill=\"white\" fill-rule=\"evenodd\" d=\"M249 3H250V1H245V2H241V3H236V5H235V7H234V9H233V11H235L236 12V14H246L249 10H250V5H249ZM209 6H212V4L211 5H209ZM209 6H208V8H209ZM252 6V5H251ZM200 8H203V7H200ZM206 8V7H205ZM213 8H214V6H213ZM210 9V8H209ZM194 10V9H193ZM192 10V11H193ZM196 10H197V7H196ZM200 10V9H199ZM213 10V9H212ZM206 11H208V10H206ZM232 11V12H233ZM200 12V11H199ZM202 17H204L203 15H202ZM200 18H201V15H200ZM203 19V18H202ZM13 21H15V20H13ZM5 22V21H4ZM7 22V21H6ZM5 22V23H6ZM11 22V21H10ZM12 24H14L13 22H12ZM66 26V25H65ZM2 27H4V25L2 26ZM9 27V26H8ZM44 32H49L50 30H52V29H55V28H53L52 27V25H49V28L50 29H48L47 27H48V25L47 24H43V22H41V24H40V26H39ZM10 28H11V26H10ZM68 28V27H67ZM72 29V27H69V29ZM18 31V29L17 28H12V29H7L6 27H4V28H0V77L1 76H3V75H8V76H14L15 77V80L19 83H22V84H25L26 85V87H28V86H31V90H32V92L33 93H35V92H38V91H36V90H38V89H36L37 87H39V91H41L42 92V94H44L45 96V98H47V97H49L50 95H52L53 93V87H55L54 85H58V84H60L59 86H61V88L62 89H60V90H62L63 91V93L64 94H66L67 96H64L65 98H63V100L64 99H66L67 100V98L66 97H68V99L71 97L70 95L72 94V92H71V84H70V79L71 78H74V75H76V73L77 74H79L77 71H78V69H77V71H76V67L75 68H73V66H79L80 68L79 69H81V67L82 68H87L88 69V71H87V73L86 72H84V74L87 76V74L88 73H90V70H89V67H96L95 69L93 68L92 70L94 71V70H96V72H94V74H95V76L93 75V72H92V70H91V72L92 73H90L89 74V79H90V76H92L93 75V77H91V79L92 78H94V81H96V80H99L100 78V80H102V81H96L97 83L95 84V82L94 83H92L93 85H91V86H89V84L87 83V85L88 86H86L85 84H86V81L88 82V80L87 79H83L82 81L83 82H85L84 83V85L87 87V88H85V89H83V90H85L84 92H85V94H87V96L86 95H84V97L86 96V100H83L84 102L85 101H87V102H89V100L88 99H92L94 96H96V97H98L99 98V100H101L102 99V102H106L108 99H113L112 98V96L113 95H115L116 94V101L115 102H117V100L119 99V98H121V97H117V95H120V94H122V93H124V92H122V93H120V94H118L119 92H115V90L117 89V86H119V84H121V73L123 74H128V73H133V71L135 72V71H139L140 73V76H138L137 77V72H135L134 74L136 75L135 77H131L132 79L133 78H135L136 79V77L137 78H139V77H141V78H139V80L140 79H144V81H142L141 80V82H138V79L137 80H135V81H133L132 79L130 80V81H132V83L134 82V84L136 83V86L138 85L137 83H139V84H141V85H138L139 86V88H134L133 87V84H131L130 83V86L132 87V88H128L129 89V92L130 91H133V90H135L136 92H134V93H132V92H130L129 94L130 95H133V96H135L136 94L138 95H136L135 96V98L137 99H135L134 97H133V99H131L132 98V96L130 97L129 96V94H127L126 92V95H125V100L126 101H124V102H126V104H128V103H130V100L132 101V100H136V102H135V100H134V102H135V104L133 105V106H135L134 108H137L136 110H135V113H134V116H132L133 117V120H135V123H133L132 122V120H129V122H128V125H127V123H126V121H124V118H123V121H122V118H120L121 120H118V118H115V116H114V118H112V119H116L115 121L114 120H112L111 118H109V116L108 115H110V117H113V116H111L112 114L110 113V112H112V111H108V113H110V114H107V110H104L105 112H106V114L107 115H105L106 116V119H107V117H108V119L110 120H107V121H109L108 123L107 122H104L103 120H101L102 122H103V125H105L104 123H106V128L105 127H101L102 126V124L100 125V127L101 128H105V130L103 129L102 131H101V137L102 138H104V139H102V140H104L105 141V139H106V141L108 142V140L110 141L112 138H113V140H112V142L113 141H115V139L117 138V136L119 135H116L117 133H119V132H123V131H120V129H121V127H125L126 128V125L127 126H129V128L130 127H132V126H134V125H136L137 123L138 124H140V127H141V130L142 131H144V132H148L150 129L149 128H151L152 130H155V129H162V128H164L165 129V126H167V125H165L166 124V119H168L169 121V123H170V119L171 118H173L172 116L173 115H175V117H176V115H178L177 114V112H176V114H173L174 112H173V109L172 108H175L177 105H179L180 104V111H182L183 113V115H188L189 113H191V114H193V112H191V109L193 108V106H191V104H189V102L188 101H190V100H193L197 105L199 104L200 106L199 107H197L199 110H197L195 107L196 106H194V108H195V110H197V112H196V114L198 113V111H199V113H198V115L200 114V110L201 111H203V110H207L208 109V105H209V103L211 102V101H213L214 100V94L215 95H217V97H219L220 98V93L222 92V90H220V93H219V90H217V88H216V90L212 87V83L211 82H209V77H208V74H212V73H208V72H212V66H210V63H211V65L213 64L214 65V63H212L213 62V60H212V62H209V60H211V58L209 59V58H207V57H209V56H205L203 53H204V51L202 52V50H201V46L199 47V43L197 44V42H196V39H195V36H193L192 34H190V33H183V34H179V35H177V37H173V36H170V37H173V38H171L170 39V37L169 38H167V40L169 39V41H164V40H162V41H164V42H162L161 40H159V38H157V40H155V41H151V42H143V43H141V45L139 44V43H136V45L137 46H135V45H133L132 43H130V41L129 42H127V40L129 39H127V36H122V35H124V34H120L121 35V37H118L119 38V40H118V45H119V48H118V51H119V53L120 54H112V56H108L107 54H105V52H107V50L108 49H106L107 47H110V45L108 46L107 45V43L108 42H105L104 44H105V49L106 50H104V49H102V48H100V47H96V42H98V38L95 36H89V38H86L84 41L86 42V43H82V42H80L79 40H78V37L80 36L79 34V32L77 33V31L76 30H74L73 29V31H75V32H73L72 31V33L71 34H75V35H70V37H69V34L66 36V34L65 35H62V36H65L66 38H67V41H69L67 44H66V46L64 47V46H62V49H57V50H54L55 48H53L52 47V45H54V44H57V42H58V40H55V39H53V38H55V37H59V36H61L60 35V32L59 31H56L58 34H57V36L56 35H52L51 37H48V36H45V38H44V42H41V44H36L37 46H34L33 47V51H31V52H29V51H25V49H23V50H21V48H19V45H17V43L16 42H8L7 40H5V39H3L4 37L2 36V34H16V32ZM182 33V32H181ZM132 34V33H131ZM130 34V36L132 37V35ZM127 35V34H126ZM172 35V34H171ZM196 35V34H195ZM129 36V37H130ZM138 36V35H137ZM137 36H135L136 38H138ZM111 39V38H110ZM138 40H140V39H138ZM132 41V40H131ZM135 41V40H134ZM137 41V40H136ZM111 42V41H110ZM114 44H113V42H112V46H113ZM102 47V46H101ZM111 48V47H110ZM259 60V59H258ZM218 64V63H217ZM215 66V65H214ZM211 67V71L209 70V68ZM217 67H218V65H217ZM260 67V66H259ZM264 67V66H263ZM90 68V69H91ZM147 68H149V69H151L148 73L146 72V71H148L147 70ZM213 68H215V67H213ZM222 68V67H221ZM86 69V70H87ZM142 69L143 70H145V71H142ZM218 69V68H217ZM83 70H85V69H83ZM85 70V71H86ZM209 70V71H208ZM219 70V69H218ZM208 71V72H207ZM217 71V70H216ZM261 71V70H260ZM264 71V70H263ZM79 72H80V70H79ZM144 72H146V73H144ZM215 72V71H214ZM221 72V71H220ZM216 73H218V72H216ZM215 73V74H216ZM82 74V73H81ZM92 74V75H91ZM80 75V74H79ZM96 75H97V77H96ZM101 75H103V76H101ZM113 75L116 79H117V81H115L114 80V82L113 83H115V85H113V83H112V85L113 86H111V87H108L109 86V84L107 85V87H106V84H105V82H106V79L107 78H109L110 80H111V76ZM78 76V75H77ZM98 76H100L99 78H98ZM120 76V77H119ZM123 76V75H122ZM132 76V75H131ZM134 76V75H133ZM210 76V75H209ZM130 77V76H129ZM213 77V76H212ZM82 78V77H81ZM87 78V77H86ZM106 78V79H105ZM214 78V77H213ZM80 79V78H79ZM103 79H105L104 81H103ZM109 79L107 80V82L109 83ZM218 79V78H217ZM77 80V79H76ZM85 80V81H84ZM125 80H127V79H125ZM55 81H57V82H55ZM73 81H75L74 79H73ZM91 81H93V80H91ZM124 81V80H123ZM122 81V82H123ZM55 82V84L52 86L51 84L52 83H54ZM76 82V81H75ZM80 82V81H79ZM78 82V83H79ZM102 82V83H101ZM104 82V83H103ZM106 82V83H107ZM111 82H112V80H111ZM72 84L74 83V82H71ZM129 83V82H128ZM214 84H215V82H213ZM69 84H70V86H69ZM95 84V85H94ZM105 86H104V85ZM123 84V83H122ZM25 85H23V86H25ZM57 85H56V87H57ZM74 85V84H73ZM125 85V84H124ZM52 86V87H51ZM59 86H58V88H59ZM82 86H83V84H82ZM126 86V85H125ZM135 86V85H134ZM216 86H217V84H216ZM74 87V86H73ZM75 87H77V84H76V86ZM81 87V86H80ZM122 87V85L120 86V88ZM29 88V87H28ZM83 88V87H82ZM81 88V89H82ZM125 88H127V87H125ZM55 89V88H54ZM57 89V88H56ZM118 89H119V87H118ZM117 89V90H118ZM121 89H123V88H121ZM121 89L120 90H118V91H121ZM127 89V90H128ZM218 89H219V87H218ZM58 90V89H57ZM75 89H73V91H74ZM83 90H82V92H83ZM40 92V93H41ZM60 92V91H59ZM71 92V94H69ZM115 92V93H114ZM62 93V92H61ZM74 93H75V91H74ZM124 93V94H125ZM136 93V94H135ZM63 94V95H64ZM69 94V95H68ZM75 94H78L77 92L75 93ZM89 94H91V95H89ZM113 94V95H112ZM124 94H122V95H124ZM37 95V94H36ZM60 95H62V94H60ZM112 95V96H111ZM121 95V96H122ZM47 96V97H46ZM55 96V95H54ZM78 96H80V94L78 95ZM78 96H75V98L76 97H78ZM89 96V97H88ZM42 97V96H41ZM53 97V96H52ZM56 98H57V96H55ZM54 97V98H55ZM123 97V96H122ZM59 98H62V97H59ZM59 98H57V99H59ZM81 98V97H80ZM101 98V99H100ZM115 98V97H114ZM72 99H73V97H72ZM79 99V98H78ZM77 99V101H79ZM94 99V98H93ZM97 99V98H96ZM213 99V100H212ZM218 98H216V96H215V102L217 101V103H218V100H217ZM52 100V99H51ZM54 100H56V99H54ZM59 100H61V99H59ZM69 100H71V99H69ZM76 100V99H75ZM222 100V99H221ZM38 101V100H37ZM73 101V100H72ZM76 101V102H77ZM123 101V100H122ZM121 101V99H119V101H118V103H115V108H117L116 106H118V104H120V105H124V106H126V104H123L124 102H122ZM220 101V100H219ZM48 102V101H47ZM50 102V101H49ZM48 102V103H49ZM60 102V101H59ZM64 102V101H63ZM97 102V101H96ZM98 102H100V101H98ZM102 102L100 103V104H102ZM122 102V103H121ZM214 102V103H215ZM47 103V104H48ZM67 103H69V102H67ZM71 103V102H70ZM86 103V102H85ZM84 103V104H85ZM110 104V105H112L109 101H107V104ZM131 103H133V102H131ZM193 103V102H192ZM213 103V104H214ZM216 103V104H217ZM35 104H37V106L39 107L38 108V110H35V111H37V112H35L33 115L34 116H32V117H35V118H33V120H35L36 119V117L39 115V114H37L38 112L40 113V110L41 111H43V110H48V108L49 107H51V106H48L47 104H46V102L43 100V102H39L38 101V103H35ZM34 104V105H35ZM50 104H52V103H50ZM53 104H54V102H53ZM53 104H52V107H54L53 106ZM72 104V103H71ZM79 104V103H78ZM83 104V103H82ZM81 105V107L82 106H85V105ZM99 104V103H98ZM106 104V103H105ZM105 104H102V106H104V109L106 108L107 109V107H108V109H111V108H109V106L107 105V106H105ZM177 104V105H176ZM40 105V106H39ZM63 105V104H62ZM176 105V106H175ZM194 105V104H193ZM36 105H35V107H37ZM46 106H48V107H46ZM67 106V105H66ZM77 106V105H76ZM80 106V105H79ZM123 106V107H124ZM175 106V107H174ZM32 107H34V106H32ZM52 107H51V109H52ZM111 107H113V106H111ZM30 108V107H29ZM101 108V107H100ZM118 108H120V107H118ZM127 108H129V106L127 107ZM131 108H133V107H130V109ZM134 108L132 109L133 111H134ZM194 108L192 109V110H194ZM215 108V107H214ZM33 109H35V108H33ZM77 109V108H76ZM75 109V110H76ZM83 109V108H82ZM121 109V108H120ZM216 109V108H215ZM219 109H222V108H219ZM30 111L32 110V109H29ZM102 110V109H101ZM119 109H116V111H118ZM132 110H131V112H132ZM211 110V108L210 109H208V111H210ZM51 111V110H50ZM72 111V110H71ZM144 111V112H143ZM167 111V112H166ZM179 111V110H178ZM179 111V112H180ZM54 112V111H53ZM75 112V111H74ZM73 112V113H74ZM95 112V111H94ZM115 112V109H114V111H113V113ZM125 112H127V111H125ZM125 112H123V113H125ZM130 112V111H129ZM173 112V113H172ZM178 112V113H179ZM224 112V111H223ZM48 113V112H47ZM52 113V112H51ZM58 113V112H57ZM72 113V112H71ZM116 113V112H115ZM114 113V115H116ZM121 112H119L118 114L120 115V116H122L121 114H123V113H121ZM144 113H146V114H144ZM195 113V112H194ZM202 113V112H201ZM221 113V112H220ZM16 114V113H15ZM14 114V115H15ZM49 114V113H48ZM131 114H133V113H131ZM180 114V113H179ZM202 114H204L205 115V113H202ZM212 114V113H211ZM18 115V114H17ZM28 115V114H27ZM32 115V114H31ZM53 115H54V113H53ZM52 115V116H53ZM57 115V114H56ZM55 115V116H56ZM61 115V114H60ZM87 115H88V113H87ZM86 115V116H87ZM204 115H202V116H204ZM209 115V114H208ZM213 115H214V113H213ZM49 116L51 117V114H49L48 116L47 115H44V117L42 116V114H41V116H39V118L37 117V119L35 120V122L36 121H38L36 124H33V120L31 121V123L33 124V127L32 126H29V125H31L30 123H28L29 125H27L26 123H27V119L28 118H24L25 120H24V122L23 123H25V124H23L22 123V125H21V122H20V124L19 125H21V127H23L22 129H21V127H20V130L19 129H16V130H14V125H13V127L11 126V125H9L10 126V128H12V129H10V128H8L10 131L12 130V132H10L9 133V135H12V133H13V130H14V132L15 131H20L21 132V130H22V132L24 133V130H25V127L26 128H28V129H31V131L30 130H28V129H26V133L24 134V135H22L23 133L21 132H16L14 135H15V137H14V139L16 140V137H17V141H15L13 144H16L17 143V145H16V147H15V149H13V150H11V152L12 153H9L10 154V157L9 158H7L8 156H9V154L8 153H6L5 154V152H7V149H2V151L0 150V231L2 232V231H9L11 234H12V236L13 237H16V238H18V240H20V243H19V251H17V252H9V251H6L5 253L6 254H4V257H3V259H8V257H10V261L8 260V262H7V264H103V263H105V264H107L108 262H110V260H113L115 263H117V264H127L126 263V260H123L124 259V257L122 256L123 255V252H124V250H127L126 249V247H124L126 244H123V245H121V246H123V248L120 246V248H118V247H116L117 245H115L114 246V244H113V242L114 241H117V240H119V239H116L117 238V235H118V238H120L121 236H120V229H119V226L118 225H115V226H113V227H115L114 229H113V227L111 228V230H113L112 232H111V230H110V227L111 226H109L108 228H109V231H107V228H106V230H104L105 232L107 231V235L105 234V232L103 231V233L105 234V238L104 239H102V242H101V244H100V247L97 249V251L100 249H102V250H104V254H105V256H103V257H101L100 258V256L103 254V253H101L100 251H98V252H100V254H98L97 256H98V258H97V256L96 257H94L95 255H93V251L94 252H96V254L98 253L95 249H92L91 248V246H89L90 245V243H91V239L92 240H94L93 239V237H91V236H93L94 234L92 233L93 231L95 232V231H97V228H99L100 226V224L102 223V221L104 220L101 216H102V214L107 210V209H103L102 207H106V206H108V209L110 208V210L113 208V206H111L110 205V203L112 202H115V201H112L111 200V198L112 197H114L115 196V192H116V194H117V192H119V188L117 187H113V188H111L113 185V182H112V184H111V182H109L107 179L106 180H104L105 178H107V177H105L104 179H103V177L102 176H105L104 174L105 173H110V171L112 170V169H116V167L118 166V165H115V163L113 164V162H116V164H118V160L119 161H122L123 162V160L124 159H126V160H128L127 158H125L127 155L125 154V157H123L124 156V154H121V153H119L118 155L116 154V157L115 156H113L114 158H116V159H113V158H111V157H109V155H111L112 156V154H105L107 157H105V155L104 156H101V155H99V156H101V157H103V158H107L106 160L104 159V163L103 164H106L105 165V167H104V165H100L101 167L99 168V170H98V167L99 166H96L97 164H98V160H99V158H96L95 160H97V161H95L94 160V162L95 163H92V160H91V162H89L90 164L92 163V166H94V170H95V167L97 168V174L95 173L96 172V170L95 171H93V168H92V171H90V172H92L91 174L93 175V176H98V178L97 179H99V177H101L104 181H108V183H110L109 185H107V186H111L110 188H109V192L105 189H101L102 191H97V192H94L93 190H92V192L91 193H95V195L93 194V195H91L92 197H88L87 195H88V193L86 194V188H87V186H86V190L85 189H83L85 186V184H86V182L87 183H89V184H91V182H88L89 181V179H91V178H95V177H92V175H90L91 176V178H88L87 179V177H90V176H87L86 177V175L88 174V172H87V174L84 176L85 177V179H81V181L80 182H78V183H80L79 185H78V187H76L77 189L75 190V192H74V194L73 193H71V191L73 192L74 191V187H73V183L72 184H70V183H68L69 185H72L71 187H69L70 189L68 190L69 191V193L67 192V189L65 188V187H62V184H63V186H64V184L66 183H64V181H65V179H61L60 180V178H61V176L59 177V175L57 176V173L56 172H58L57 170H54L55 168H56V165H57V163H59L58 165H60L61 166V162H60V160H58V158L60 157H57V150H58V148H55V147H58V145L57 146H54V145H56V142L57 141H60V140H58L57 138H58V130L60 129V128H64L63 127V122L61 123V127H58L59 129H57V124H58V122H57V124H55V125H57V126H55V128L57 129H54V126H50L49 127V125L51 124H49ZM119 116V117H120ZM123 116H124V114H123ZM128 116H129V114H128ZM190 116V114L188 115V117ZM194 116V115H193ZM193 116H192V118H193ZM196 116L197 115H195V118H196ZM15 117V119L17 118V116H14ZM24 117V116H23ZM40 117H41V121H39L40 120ZM43 117V118H42ZM48 117V118H47ZM58 117V116H57ZM75 117V116H74ZM125 117V116H124ZM180 118H181V115L179 116ZM187 117V116H186ZM197 117H199V116H197ZM205 117V116H204ZM212 117H214V116H212ZM228 117V115L226 114V118ZM52 118V117H51ZM50 118V119H51ZM85 118V117H84ZM209 118V117H208ZM207 118V119H208ZM215 118V117H214ZM225 118V117H224ZM229 118V117H228ZM6 119V118H5ZM9 119V120H8ZM8 119H6V122H7V120L10 122V118H8ZM53 119V118H52ZM56 119V118H55ZM61 119V118H60ZM65 120H66V118H64ZM68 119V118H67ZM76 119H77V117H76ZM173 119H176V118H173ZM172 119V121H174ZM189 118H187V120H188ZM216 119V118H215ZM11 120L12 121H15V120H13L12 119V117H11ZM71 120V119H70ZM72 120H74V119H72ZM78 120V119H77ZM178 120V119H177ZM180 120H182V118L180 119ZM179 120V121H180ZM191 120H193V119H191ZM206 120V119H205ZM203 120L202 122H204V124H202L201 122H200V120L198 119L197 121L200 123H198V122H195L194 120H193V122H195L196 124L195 125H197V124H199V129H198V127H195L194 125H191V126H189V124H193V122H189L190 121V119H189V124L186 126V127H184V129H181V131H180V129H178V128H176V129H174L175 128V126H173V125H171V126H173L174 128H166V131L164 130V129H162V130H164V132H166V133H169L168 135L165 133H163L161 130H159V133H161L163 136H165V139H166V135H167V138H168V140H170V143H171V138L169 139V137L170 136H174L172 139H177V140H179L178 142H181L182 143V141H184L183 140V134L185 135V133L186 134H191V136H192V138H194V136L197 138H199V139H197V140H200V139H202V137H204V136H206L207 137V139L208 140H215V141H219V139H222V138H220L221 136H219V138H217L215 135H217L216 134V132L217 131H219L221 128H219V130H215L216 132H213V129H211V127H209V125H208V123H205L206 121L207 122H209V120H211L212 121V119H208V120ZM1 121V120H0ZM22 121V120H21ZM75 121V120H74ZM74 121H71V125L70 126H72V124H74V126H73V130L75 129V131H77L76 130V127L75 126H77V124H79V123H81L80 121H75V122H77V124L74 122ZM106 121V120H105ZM164 121H165V124H164ZM171 121V122H172ZM179 121L178 122H176V120H175V122H176V124H178L179 123ZM210 121V122H211ZM216 121H217V119H216ZM4 122V121H3ZM34 122V123H35ZM52 123L54 122V121H51ZM79 122V123H78ZM130 122H132L134 125H129V123ZM137 122V123H136ZM11 123V122H10ZM14 123V122H13ZM55 123H56V121H55ZM100 123V122H99ZM125 123V124H124ZM131 123V124H132ZM172 123H174V122H172ZM180 123H183V126H184V124L186 125V123H184L183 121L181 122L180 121ZM221 126H222V124L220 123V122H218ZM54 124V123H53ZM52 124V125H53ZM123 124H124V126H123ZM137 124V125H138ZM164 124V125H163ZM168 124V123H167ZM212 124V123H211ZM214 124V123H213ZM224 124V123H223ZM18 125V126H19ZM28 127H27V126ZM80 125V124H79ZM180 125V124H179ZM219 125V126H220ZM225 125V124H224ZM3 126L4 125H2V128H3ZM25 126V127H24ZM67 126V125H66ZM65 126V127H66ZM181 126V125H180ZM198 126V125H197ZM215 127L217 126V125H214ZM213 126V127H214ZM219 126H217V127H219ZM226 126V125H225ZM7 127V126H6ZM140 127L139 126H135V128L136 129H138V131H140ZM147 127H148V131H147ZM212 127V128H213ZM46 128H48V129H46ZM49 128H50V130H51V128H52V130L51 131H49ZM71 128V127H70ZM122 128V129H123ZM185 128H186V130H185ZM223 128H224V126H223ZM4 129H6V132L8 131L7 130V128H5L4 127ZM53 129H54V131H53ZM127 129V128H126ZM215 129V128H214ZM217 129V128H216ZM65 130V129H64ZM64 130H62V131H64ZM68 130V129H67ZM72 130V131H73ZM132 130H133V132L135 133V129H134V127H132ZM131 130V128L129 129V131L131 132L132 131ZM239 130V129H238ZM28 131H30L29 133H28ZM48 131V132H47ZM53 131V132H52ZM74 131V132H75ZM137 131V130H136ZM137 131V133H136V135H133L134 133L133 132H131L132 133V136H131V133H130V135H129V133H126L125 132V134H128L125 138H122L124 141H123V143H119V145L120 144H122L123 146V148H121V149H127V146L128 147H130L129 145H133L135 142V144L137 145V142H140L142 139H145L146 138V142L148 143L149 141H147V136L149 135V134H147V136H145V134H141V136H140V138H142L141 140L139 139V136H137V134H139V132ZM141 131V132H142ZM151 131V130H150ZM157 131V130H156ZM51 132V133H50ZM61 132V131H60ZM65 132V131H64ZM73 132V136H74V134L76 133H74ZM127 132H128V129H127ZM158 132V131H157ZM199 132H202V133H199ZM221 132H222V130H221ZM225 132V131H224ZM239 133L241 132V129H240V131H238ZM63 133V132H62ZM62 133H60L59 135H60V138H61V134ZM66 133V132H65ZM69 132H67V134H68ZM95 133V132H94ZM150 133H153V131L152 132H150ZM16 134H18V135H16ZM19 134H21V135H19ZM77 134V133H76ZM123 134H124V132H123ZM157 134V133H156ZM205 134V135H204ZM225 134V133H224ZM228 134V133H227ZM245 134V138L247 139V137H246V135H248V134H246V133H244ZM97 135H99V133L97 134ZM122 135V134H121ZM140 135V134H139ZM160 135V134H159ZM170 135V136H169ZM188 135V136H189ZM204 135V136H203ZM208 135H209V137H208ZM236 135H240V137L243 135V133L241 132L240 134H238V133H236ZM64 136V135H63ZM91 136V135H90ZM100 136H99V138H100ZM114 136L116 137V138H114ZM182 136V141H180V137ZM186 136V135H185ZM187 136V137H188ZM223 136V135H222ZM235 136V135H234ZM244 136V135H243ZM65 137H68V138H70L69 136H65ZM92 138H94L93 136H91ZM97 137V136H96ZM94 138V139H96L95 141L97 142V140H99L98 138ZM119 138H120V136H118ZM145 137V138H144ZM148 137H152V135L150 136H148ZM162 137V136H161ZM206 137H204L205 138V140H206ZM225 137V136H224ZM238 137V136H237ZM51 138L53 139V138H55V139H57V141L55 140V139H53L54 141H56L55 142V144L53 145L51 142H54L53 140L51 141ZM59 138V139H60ZM153 138H154V136H153ZM179 138V139H178ZM185 138V137H184ZM191 138V137H190ZM192 138L189 140V141H191L192 140ZM203 138V139H204ZM217 138V139H216ZM227 138V137H226ZM13 139V138H12ZM14 139H13V141H14ZM61 139H63V138H61ZM89 139V138H88ZM161 139V138H160ZM202 139V140H203ZM231 139H232V137H231ZM236 139V138H235ZM238 139V138H237ZM261 139V138H260ZM116 140H118V139H116ZM138 140H140V141H138ZM156 140V138L153 140V142ZM167 140V141H168ZM207 140V141H208ZM224 140V139H223ZM226 140V139H225ZM95 141L93 142V144H96L95 143ZM105 141V142H106ZM119 141V140H118ZM122 141V140H121ZM144 140H142V143L143 142H145ZM152 141V140H151ZM158 141H160V140H158ZM162 141V140H161ZM164 141V140H163ZM188 141V140H187ZM186 141V143H189V142H187ZM192 141H194V139L192 140ZM202 142V141H200L201 142V144L202 143H204V149H205V146L208 148V149H206L207 150V152L205 153L204 152V155H205V157H207L208 158V160H210V162H211V164H212V166H216L215 168H217V166H219L218 167V169L220 170L221 169V167L220 166H223L224 167V169H221L220 171L217 169V172H227L228 174L230 173V170H228L227 169V167H229V168H231L232 169V167H230L231 165L230 164H232L233 162V160L234 159H236V160H238L240 157H242L243 155L245 156V154L247 155L248 153H246V149L247 148H245V151L243 150H240V152H239V150H237L239 153H241L242 152V156H241V154L238 156L237 155V153L235 154V155H230V153H235L236 152V150H234L233 149V147L235 148V146H237L236 144L238 143V141H237V143L236 142H234L233 144H234V146L231 148V146L233 145H231L230 147H229V150H227L228 148H225V146H222V145H225V143L227 144V142L225 141L224 143H222V141L220 142L219 141V143H220V146L219 147H214L213 145V142H212V144L213 145H211V144H208V142ZM217 141V142H218ZM234 141V140H233ZM64 143H65V141H63ZM67 142H70V140L68 141L67 140ZM88 142V141H87ZM107 142L104 144L103 142H102V144H104V147H106L105 145L107 144ZM111 142V141H110ZM111 142V143H112ZM145 142V144H144V146L142 145V144H140L139 143V146L138 147H140L141 145L143 146V150H145L144 149V147L146 146V150L148 149L149 150V152L150 151H153L155 148L153 147V145H152V143L150 144V143H148L149 144V146H148V144ZM174 142V141H173ZM175 142H176V140H175ZM177 142V143H178ZM197 142V141H196ZM196 142H195V144H196ZM231 142V141H230ZM256 140L253 142L255 145H256ZM260 142V141H259ZM59 142H57V144H58ZM89 143H91V141H89ZM97 143H100V141L99 142H97ZM110 143V144H111ZM116 143V142H115ZM115 143H112V144H115ZM166 143H168V147H170V148H172L171 146H170V144H169V141L168 142H166ZM210 143V142H209ZM229 143V142H228ZM51 144L54 146V148H53V146L52 147H50L51 146ZM67 145H68V143H66ZM118 144V143H117ZM116 144V145H117ZM156 143L154 142V145H155ZM160 144V142H158V145ZM163 144L165 145V147L167 146L164 142H163ZM163 144H162V147H163ZM178 144H180V143H178ZM192 144H194V143H192ZM215 144L217 145V143L215 142ZM239 144H241L240 142H239ZM69 145H70V143H69ZM91 145H92V143H91ZM97 146H96V148L97 149H99V145L98 144H96ZM108 145H109V142H108ZM116 145H114V146H116ZM172 145H173V143H172ZM186 145V144H184V142L182 143V146L180 145L179 147H184V146ZM197 145H199V142H198V144ZM203 145V144H202ZM254 145V146H255ZM11 145H9V147H10ZM15 145H12V147H14ZM62 146V145H61ZM60 146V147H61ZM134 146V145H133ZM176 146H177V144H176ZM218 146V145H217ZM239 146V145H238ZM240 146H243V145H240ZM77 147V146H76ZM85 147V146H84ZM87 147V146H86ZM88 147H89V145H88ZM94 147V146H93ZM102 147H103V145H102ZM109 147L111 148V149H113L112 148V146L111 145H109ZM117 147V146H116ZM132 147V146H131ZM136 147V146H135ZM191 147V146H190ZM213 147V148H212ZM256 147V146H255ZM7 148V147H6ZM62 148V147H61ZM90 148H91V146H90ZM174 148H175V146H174ZM174 148H173V150H174ZM198 148H200V147H198ZM236 148H238V147H236ZM60 149V148H59ZM92 149V148H91ZM91 149H89V150H91ZM106 149H107V147H106ZM105 149V150H106ZM120 148H119V150L122 152V150H121ZM142 149H140V151L142 150ZM163 149H165V148H163ZM187 148H183L182 150H178V152L180 153V152H183L184 153V151L183 150H186ZM189 149V148H188ZM187 149V150H188ZM202 149V148H201ZM201 149H199L200 150V153H201ZM230 149H232V150H230ZM243 149H244V146H243ZM250 148H248L247 150H249ZM255 150L257 149V147L256 148H254ZM4 150H5V152H4ZM17 150H19V151H21V154L19 155V153L18 154H16L17 152H19V151H17ZM55 150H56V152H55ZM88 150V151H89ZM96 150V149H95ZM94 149H93V151H95ZM104 150V151H105ZM118 150V151H119ZM127 150H129V149H127ZM141 151V153H140V151H136V153H134L135 151H131V150H129V152H128V154L130 153V151L133 153L132 155L131 154H129L130 155V157H134V160L135 161H137V159H138V157H139V159H140V156H141V154L143 155V152H144V154H146L145 153V151ZM147 150V151H148ZM158 150V149H157ZM157 150L156 151H154L155 153H157ZM159 150H161V149H159ZM166 150V149H165ZM194 150V149H193ZM195 150H197V148H195ZM198 150V151H199ZM203 150V149H202ZM251 150V149H250ZM250 150H249V152H250ZM254 150V151H255ZM17 151V152H16ZM87 151V152H88ZM100 151V150H99ZM110 151V150H109ZM109 151H107V152H109ZM125 151V150H124ZM146 151V152H147ZM171 151V150H170ZM189 151V150H188ZM230 151V152H229ZM232 151V152H231ZM252 151H253V149H252ZM9 152H10V150H9ZM66 152V151H65ZM87 152H84L86 155H87ZM90 152V151H89ZM89 152H88V154H89ZM92 152V151H91ZM111 152V151H110ZM109 152V153H110ZM114 152H117V151H114ZM153 152V153H154ZM168 152H169V149H168ZM168 152H167V154H168ZM186 152V151H185ZM245 152V154H243ZM248 152V151H247ZM59 153V152H58ZM60 153H62L61 151H60ZM93 153V155H94V158L97 156V155H95V153L94 152H92ZM92 153L90 154V155H92ZM96 153H97V151H96ZM105 153V152H104ZM111 153H113V151L111 152ZM148 153V152H147ZM158 153H159V151H158ZM173 154H172V156L173 155H175L174 154V152H172ZM177 153V152H176ZM189 153V152H188ZM192 153V152H191ZM196 153V152H195ZM253 153V152H252ZM99 154V153H98ZM103 154V153H102ZM160 154H162L161 152H160ZM159 154V155H160ZM186 154H187V152H186ZM60 155V154H59ZM61 155H65L66 156V154L63 152ZM90 155H89V158H90ZM158 155V154H157ZM170 156H171V153L169 154ZM178 155V154H177ZM176 155V156H177ZM182 155V154H181ZM184 155V154H183ZM238 156L237 158H234L235 156ZM251 155V154H250ZM85 156V155H84ZM144 156V155H143ZM161 156H163V154L161 155ZM169 156V157H170ZM185 156V155H184ZM196 156H198V154L196 155ZM231 156H234V157H232V159L230 160V157ZM243 156V157H244ZM6 157V158H5ZM111 158L112 159V161H111V159H109V158ZM151 157V156H150ZM154 157H159V156H154ZM164 157V156H163ZM168 157V156H167ZM182 157V156H181ZM200 157V156H199ZM201 157H202V155H201ZM200 157V158H201ZM88 157H87V159H89ZM102 158V159H103ZM165 158V157H164ZM172 158V157H171ZM173 158H174V156H173ZM172 158V159H173ZM176 158V160L178 161V159H177V157H175ZM196 158V157H195ZM203 158V157H202ZM206 158V159H207ZM92 159H93V157H92ZM101 159V160H102ZM138 159V160H139ZM144 159V158H143ZM149 159V158H148ZM166 159V158H165ZM179 159H181L180 157H179ZM185 158H183L181 161H183ZM64 160V158L62 159V161ZM86 160V159H85ZM101 160L99 161V164H100V162H101ZM109 160H110V162H109ZM116 160V161H115ZM131 160V158L129 159V161ZM158 160V159H157ZM171 160V159H170ZM170 160H169V162H170ZM189 160V159H188ZM187 160V161H188ZM236 160H234L235 161V164H236ZM242 161H243V159H241ZM251 160V159H250ZM133 161V160H132ZM160 161H164V160H162V159H160ZM172 161H174V160H172ZM174 162V163H177L178 164V162ZM200 161V160H199ZM198 161V162H199ZM244 161H246V159L244 160ZM253 161V160H252ZM111 162H112V164H111ZM159 162V161H158ZM186 162V161H185ZM230 163L229 165H227V163ZM241 162V161H240ZM239 162V163H240ZM261 163H262V161H260ZM89 163L88 164H86V165H88L87 166V168L88 167H92V166H90L89 165ZM102 163V162H101ZM121 163V162H120ZM130 163V162H129ZM131 163H135V162H131ZM137 163V162H136ZM143 163V162H142ZM148 163V162H147ZM166 163H168V160L166 161ZM172 162H170V164H171ZM184 163V162H183ZM192 163V162H191ZM209 163V162H208ZM238 163V164H239ZM242 163V162H241ZM244 163H247V162H244ZM252 163V162H251ZM257 163V162H256ZM261 163H260V165H261ZM64 164V163H63ZM85 164V163H84ZM96 164V165H95ZM151 164V163H150ZM156 164H158L157 163V161H156ZM181 164V163H180ZM186 164V163H185ZM210 164V165H211ZM249 164V163H248ZM247 164V165H248ZM255 164V163H254ZM259 164V163H258ZM263 164V163H262ZM66 165V164H65ZM112 165H114L115 166V168H112L111 169V167L110 166H112ZM119 165H121V164H119ZM132 165H135V164H132ZM173 165V164H172ZM175 165V164H174ZM173 165V166H174ZM182 165V164H181ZM207 165V167H208V164H206ZM209 165V167H211V169H213L214 167H212V166H210ZM234 165V163L232 164V166ZM237 165V164H236ZM244 165H246V164H244ZM250 165V164H249ZM256 165V164H255ZM254 165V166H255ZM85 166V165H84ZM121 166H123V165H121ZM138 166V165H137ZM137 166H135L136 168H137ZM178 165H176V166H174V167H177ZM225 166H226V168H225ZM242 166V165H241ZM251 166V165H250ZM253 166V165H252ZM253 166V167H254ZM55 167V168H54ZM66 167V166H65ZM113 167V166H112ZM131 167V166H130ZM133 167V166H132ZM140 166H138V168H139ZM143 167V166H142ZM162 167V166H161ZM167 167H169L168 166V164H167ZM170 167H171V165H170ZM180 167H185V166H180ZM188 167H190L191 168V173H190V168H186L185 167V171H186V169L187 170H189V173L191 174V175H189L188 174V176H190V178L192 179H190L191 181H199L200 180V177L207 171L206 170V168H205V165H203V164H200V165H196L195 163L193 164V165H191V166H188ZM222 167V168H223ZM240 167V166H239ZM238 167V168H239ZM243 167V166H242ZM246 166H244V168H245ZM252 167V168H253ZM84 168V167H83ZM102 168H104V169H102ZM121 168H124L125 169V167L123 166V167H121ZM134 168V167H133ZM133 168H131L130 170H132ZM137 168V169H138ZM149 168V167H148ZM164 168H166V164H165V166H164ZM173 168V167H172ZM237 168V167H236ZM258 168H259V166H258ZM62 168H60L59 169V171L61 170ZM86 169V168H85ZM91 169V168H90ZM90 169H88V170H90ZM102 169V171H100ZM127 169V168H126ZM129 169V168H128ZM140 169V168H139ZM233 169H234V167H233ZM246 169V170H245ZM244 169V177H243V179L245 178L246 180H250V179H247V178H249L248 176H246L247 174H250V176H251V173H254V172H251V171H253V170H255L256 171V167L255 168H253V170H251L250 169V167H246ZM259 169H262V167L261 168H259ZM63 170V169H62ZM87 170V169H86ZM117 170H118V168H117ZM141 170H142V168H141ZM140 170V171H141ZM151 170H152V168H151ZM161 170V169H160ZM177 170H179L180 172L182 171V169H179V167H178V169ZM183 170H184V168H183ZM229 172H228V171ZM235 170V169H234ZM251 170V171H250ZM56 171V172H55ZM63 171H65V170H63ZM81 171H84L83 169L81 170ZM81 171L79 172V173H81ZM104 171V172H103ZM124 171V170H123ZM134 171V170H133ZM139 171V172H140ZM147 171V170H146ZM173 171H174V169H173ZM175 171H176V169H175ZM242 172H243V170H241ZM257 171H258V169H257ZM262 171V170H261ZM62 171H60V173H61ZM85 172V171H84ZM101 172H103V175H100V174H102ZM125 172V171H124ZM132 172V171H131ZM143 172V171H142ZM164 172V171H163ZM180 172H176L177 174H178V176H181V174H180ZM187 173H188V171H186ZM216 172V171H215ZM216 172V173H217ZM65 173V172H64ZM94 173V174H93ZM98 173H99V175H98ZM108 173V174H109ZM112 173V172H111ZM119 173V172H118ZM120 173H122V172H120ZM129 173V172H128ZM128 173H125V174H127V175H122L123 177H125V176H128L129 174ZM133 173V172H132ZM138 173V172H137ZM144 173V172H143ZM157 173V172H156ZM166 173V172H165ZM223 173H222V175H223ZM227 173H225V175L227 174ZM233 173V172H232ZM261 173H263L264 174V168H263V171L261 172ZM260 172L258 173V174H260V175H262V176H264L263 174H261ZM82 174H84V173H82ZM96 174V175H95ZM131 174V173H130ZM140 174H141V172H140ZM144 174H146V172L144 173ZM150 174H151V172H150ZM162 174V173H161ZM169 174H171V176L173 175V174H175V172H171V173H169ZM183 174V173H182ZM185 174V173H184ZM212 174H214V173H212ZM218 174V173H217ZM220 174V173H219ZM231 174V173H230ZM241 174H243V173H241ZM240 174V175H241ZM257 173H256V175H257V178H259L260 176L258 175ZM63 175V174H62ZM107 175V174H106ZM113 175V174H112ZM111 175V176H112ZM115 175H117V171H116V174ZM155 175V174H154ZM165 175V174H164ZM220 176L219 175V177L221 178H223V177H225V175H223V176ZM240 175H237V176H240ZM254 175H255V173H254ZM255 175V176H256ZM78 176H80V174L78 175ZM108 176V175H107ZM110 176V175H109ZM118 176H119V178H117V176H116V180L118 179V180H120V177H121V179H123L124 181H125V179L124 178H122V176L121 175H119L118 174ZM133 176V175H132ZM160 176V175H159ZM166 176H167V174H166ZM170 176V175H169ZM178 176H176V174H175V177H177L176 179H175V177L173 178V179H175L176 180V182H177V179H179L178 178ZM184 176H186V175H183V177ZM215 176H216V174H215ZM218 176V175H217ZM217 176H216V178H217ZM233 176V175H232ZM236 176V177H237ZM259 176V177H258ZM261 176V177H262ZM82 177V176H81ZM139 177H142V176H139ZM138 177V178H139ZM155 177V176H154ZM161 177H163V175H161ZM168 177V176H167ZM173 177V176H172ZM171 177V178H172ZM182 176L180 177V179L181 178H183ZM214 177V176H213ZM251 177H253V175L251 176ZM261 177L259 178V179H261ZM42 178H44V180L46 181V183H49V184H51V183H53L54 185L52 186V187H54L55 189H54V192H55V190H57L58 188H59V190H60V187H61V190H63V192L62 193H64V196H63V194H61V193H58L57 191V193L59 194V196L57 197V200H58V198H59V201H57V203L59 202L60 203V199H61V197L63 196V197H67V195L69 196H71V194L72 195H74L75 197L73 198L74 200H77V198H78V200H77V202L76 201H74L76 204H79V205H74V206H72V207H74L73 209H72V211H75V209L76 210H78V212L80 211V213H81V215H80V213L78 214L79 215V217L80 218H78V219H80V221L81 222H83L84 220H83V218H86V217H84V214L87 212V211H89V210H96L97 211V213L99 214L98 215V217L99 218H101V223L99 222L100 221V219L98 218V217H96L95 219H94V217H95V215H96V212L95 211H89V213L91 212H95V214L93 215V218H92V220L94 219V220H97V221H93L92 222V227L91 228H88L87 226H85L86 228H88V230H86V232L85 233H87V231L89 232V233H92L91 235L90 234H86L85 236H86V238H85V240H84V242H82L81 244H80V246H78V243L76 242V240H74L75 239V234H73L74 235V237L73 238H71L73 235L72 234H70V242H71V239H73L74 241L73 242H75V243H77V244H75V246H69L68 248H67V250H66V248H64L66 251H64V250H62V247H60V246H65V243H64V245H61V243H63L62 241H61V243H60V240H62V238H60L61 237V235L63 236V234H62V223L61 222H63V219H61L60 220V217L62 216V211H64V210H62L61 209V214H60V216H58L59 215V213H57L58 211V209L60 210V208H59V205H61L62 203H60V204H52V203H50L51 204V206H50V208H52V210L50 209V208H48V206L50 205L49 204V202H51L52 201V198L50 199V201H49V199L46 197V190L45 189H48V188H50V189H48V190H50L51 191V187L50 186H47V187H44L45 185H44V183H41L42 181H43V179ZM48 178V179H47ZM63 178V177H62ZM65 178V177H64ZM95 178V179H96ZM109 178V177H108ZM111 178V177H110ZM126 178V177H125ZM128 178V177H127ZM126 178V179H127ZM137 178V177H136ZM187 179H188V177H186ZM215 177L213 178V179H216ZM219 178V179H220ZM228 178V177H227ZM262 178H264V177H262ZM40 179H42V181L40 180ZM47 179V180H46ZM128 179H130V177L128 178ZM158 179H159V177H158ZM165 179V178H164ZM179 179V180H180ZM184 179V178H183ZM219 179H217V180H219ZM232 179V178H231ZM49 180H51L50 182H48ZM85 180H87V181H85ZM92 180V179H91ZM103 180H101L102 182H103ZM112 180V179H111ZM122 180V181H123ZM133 180H135V178L133 179ZM136 180H138V179H136ZM135 180V181H136ZM171 180V179H170ZM178 180V181H179ZM186 180V179H185ZM184 180V181H185ZM239 180H240V178H239ZM238 180V181H239ZM261 180H263L262 182H261ZM261 180H259L261 183H259L261 186H263L264 187V179H261ZM41 181V182H40ZM78 181H79V178H78ZM82 181H84V182H82ZM93 181V180H92ZM97 181V180H96ZM101 181H97V182H101ZM122 181H119V182H121L122 183ZM128 181V180H127ZM134 181V182H135ZM149 181V180H148ZM155 181V180H154ZM161 181V180H160ZM164 181V180H163ZM169 181V180H168ZM172 181H174V180H172ZM181 181V180H180ZM180 181H179V183H180ZM187 181H189V180H187ZM190 181V182H191ZM196 181V182H197ZM243 181H245V180H243ZM2 182V183H1ZM44 182V181H43ZM130 182H132V179H131V181ZM137 182V181H136ZM164 182H167V181H164ZM164 182L162 183L161 182V184H164ZM201 182V181H200ZM216 182V181H215ZM218 182V181H217ZM220 182V181H219ZM82 183V184H81ZM94 183H96V182H94ZM94 183H93V185H94ZM106 183V182H105ZM116 183V182H115ZM114 183V184H115ZM118 183V182H117ZM120 183V184H121ZM126 183H128V182H126ZM171 183V182H170ZM175 183V182H174ZM48 184V185H49ZM84 184V185H83ZM102 184V183H101ZM107 184V183H106ZM128 184H130V183H128ZM128 184H127V186H124V187H129L128 186ZM134 184H137V183H134ZM173 184V183H172ZM181 184V183H180ZM208 184V183H207ZM42 185H44V186H42ZM47 185V184H46ZM60 185V186H59ZM83 186L82 188H79V187H81V186ZM87 185V184H86ZM104 185V184H103ZM119 185V184H118ZM118 185H116V186H118ZM123 185H126L125 183H123ZM122 185V186H123ZM152 185V184H151ZM159 185H160V183H159ZM159 185H157V191H158V189H159V187H161V186H159ZM165 185V184H164ZM171 185V184H170ZM177 185V184H176ZM205 185V184H204ZM68 186V185H67ZM66 186V187H67ZM97 186H99V184L97 185ZM101 186V185H100ZM106 186V185H105ZM148 186V185H147ZM163 186V185H162ZM165 186H167V185H165ZM165 186H163L162 188H164ZM180 186H182V184L180 185ZM92 187V186H91ZM96 187V186H95ZM119 187H121V186H119ZM123 187V188H124ZM146 187V186H145ZM149 187V186H148ZM170 187V186H169ZM57 188V189H56ZM90 188V187H89ZM107 188V187H106ZM116 188V190H114ZM143 188H144V186H143ZM147 188V187H146ZM154 188V187H153ZM166 188H168V187H166ZM172 188V187H171ZM181 188V187H180ZM202 188V187H201ZM95 189V188H94ZM112 189V190H111ZM130 189H132V188H130ZM136 189H138V187L136 188ZM139 189H140V187H139ZM145 189V188H144ZM165 189V188H164ZM191 189V188H190ZM216 189V188H215ZM214 189V190H215ZM48 190H47V192H48ZM97 190H98V187H97ZM113 190L115 191L114 193H113ZM123 190V189H122ZM121 190V191H122ZM129 190V189H128ZM140 190H142V189H140ZM140 190L139 191H137L136 190V192H138L137 194L139 195L138 197H140L141 195L139 194L140 193ZM160 190V189H159ZM169 190V189H168ZM48 192L49 194V196H50V194H52L53 193V190H52V192ZM96 191V190H95ZM104 191H107V192H104ZM126 191H127V188H126ZM131 191V190H130ZM129 191V192H130ZM133 191H135V190H133ZM160 191H162V190H160ZM164 191V190H163ZM167 191V190H166ZM165 191V192H166ZM188 191V190H187ZM195 191V190H194ZM123 192V191H122ZM132 192V191H131ZM144 192V190H142V193L141 194H144L143 193ZM146 192V191H145ZM179 192V191H178ZM177 192V193H178ZM57 193H54L53 195H54V198L53 199H55V195L57 194ZM66 193H67V195H66ZM124 193V192H123ZM147 193H148V191H147ZM160 193V192H159ZM176 193V192H175ZM181 193V192H180ZM57 194V195H58ZM61 194V195H60ZM112 194H114V196L112 195ZM126 194H127V192H126ZM125 194V195H126ZM162 194V193H161ZM168 194H170V193H168ZM183 194V193H182ZM181 194V195H182ZM200 194V193H199ZM203 194V193H202ZM263 193H261V195H262ZM129 195V194H128ZM130 195H133V193L132 194H130ZM129 195V196H130ZM148 195V194H147ZM162 195H164V194H162ZM184 195L185 194H183V197H184ZM61 196V197H60ZM90 196V195H89ZM117 196V195H116ZM119 197H120V195H118ZM143 196V195H142ZM151 196V195H150ZM155 196H157V195H155ZM171 196V195H170ZM180 196V195H179ZM178 196V197H179ZM202 196H204V195H202ZM215 196V195H214ZM122 197V196H121ZM124 197V196H123ZM133 197H135V196H133ZM164 197V196H163ZM191 197V196H190ZM206 197V196H205ZM209 197V196H208ZM65 198H62V200L64 199L65 200ZM116 198H118V197H115V199ZM145 198V197H144ZM189 198V197H188ZM196 198V197H195ZM255 198V197H254ZM103 199H106V202L103 200ZM114 199V200H115ZM127 199H129V198H127ZM130 199H132V197L130 198ZM134 199H136V198H134ZM152 199V198H151ZM169 199V198H168ZM173 199V198H172ZM179 199V198H178ZM178 199H177V201H178ZM191 199V198H190ZM194 199V198H193ZM215 199V198H214ZM262 199V201H263V199L264 198H261ZM80 200H82L83 202V204H80L81 202H80ZM137 200V199H136ZM140 200V199H139ZM165 200H166V197H165ZM67 201V200H66ZM73 201V200H72ZM105 203H104V202ZM132 201V200H131ZM138 201V200H137ZM155 201H157V200H155ZM170 201V200H169ZM184 201V200H183ZM198 201V200H197ZM204 201V200H203ZM119 202V201H118ZM157 202H159V201H157ZM179 202V201H178ZM188 202V201H187ZM191 202V201H190ZM56 203V202H55ZM123 203V202H122ZM125 203V202H124ZM133 203V202H132ZM160 203V202H159ZM186 203V202H185ZM203 203V202H202ZM49 204V205H48ZM102 204H105L104 206H102ZM107 204V205H106ZM114 204V203H113ZM140 204V203H139ZM151 204H152V202H151ZM155 204V203H154ZM163 204V203H162ZM174 204V203H173ZM196 204V203H195ZM53 205H54V208H53ZM55 205H57V208L58 209H56L55 207ZM82 205L84 206V207H82ZM110 205V206H109ZM119 205H121V204H119ZM125 205V204H124ZM123 205V206H124ZM128 205V204H127ZM129 205H131L130 204V202H129ZM181 205V204H180ZM75 206H77V207H75ZM78 206H80V207H82L83 208V211L79 208L78 209ZM138 206H140V205H138ZM153 206V205H152ZM192 206V205H191ZM220 206V205H219ZM234 206V205H233ZM232 206V207H233ZM115 207V206H114ZM117 207H119V206H117ZM126 207V206H125ZM130 207H132V205L131 206H129V208ZM136 207V206H135ZM141 207V206H140ZM139 207V208H140ZM184 207V206H183ZM182 207V205H181V208H183ZM193 207V206H192ZM147 208V207H146ZM154 208V207H153ZM156 208H157V206H156ZM193 208H195V207H193ZM210 208V207H209ZM216 208V207H215ZM222 208V207H221ZM239 208V207H238ZM54 209V210H53ZM103 209V210H102ZM116 209V208H115ZM158 209H159V207H158ZM157 209V210H158ZM218 209V208H217ZM225 209H226V206H225ZM224 209V210H225ZM232 209V208H231ZM230 209V210H231ZM51 210V211H50ZM110 210H107L105 213V216L107 215V213H109L111 216H110V219H111V217L112 218H114L115 219V221H116V219L118 218L119 220H121L120 222H124V220H126V219H123V218H125L126 217V215H124L123 216V213L121 214L120 212L118 213L117 212V210L116 211H114V213H116V217L117 218H115L113 215H114V213H113V215H112V211H113V209L110 211ZM123 210V209H122ZM125 210V209H124ZM127 210V209H126ZM131 210V209H130ZM152 210V209H151ZM171 210V209H170ZM183 210V209H182ZM207 210H209V209H207ZM222 210V209H221ZM220 210V211H221ZM52 211H53V213H52ZM104 211V212H103ZM133 211H134V213H129L128 214V216H127V220L131 217L132 218V216L135 214V210L133 209ZM145 211H146V209H145ZM148 211V210H147ZM156 211V210H155ZM159 211H162L161 209H159ZM159 211H156V212H159ZM169 211V210H168ZM176 211H177V209H176ZM186 211V210H185ZM194 211V210H193ZM205 211V210H204ZM215 211V210H214ZM219 211V212H220ZM237 211L238 210H236V213H237ZM48 212H50V214L52 215V218H51V216H50V214L48 215ZM123 212V211H122ZM125 212V211H124ZM127 212V211H126ZM131 212V211H130ZM140 212V211H139ZM64 213V212H63ZM70 213V212H69ZM72 213V212H71ZM75 213V212H74ZM90 213V214H91ZM145 213H148V212H145ZM162 213V212H161ZM165 213V212H164ZM185 213V212H184ZM184 213L182 212V214L184 215ZM217 213V212H216ZM222 213V212H221ZM224 213V212H223ZM88 214V213H87ZM86 214V215H87ZM153 214V213H152ZM172 214H174L173 212H172ZM189 214V213H188ZM207 214V213H206ZM227 214V213H226ZM231 214H233V213H231ZM242 214H244V213H242ZM70 215V214H69ZM78 215H74L75 217L76 216H78ZM89 215V214H88ZM87 215V216H88ZM132 215V216H131ZM143 215H144V213H143ZM222 215V214H221ZM47 216H49L50 218V220L49 219H47L46 221H50L49 222V224L52 226L51 228H49L50 227V225L49 224H47L48 225V228H47V231L49 230V229H51L50 231V233L48 234V232H46L49 236H48V238H47V235H45L46 236V238H47V243H46V245L43 247V249L41 250V247L39 246V248H37L38 250H41V253H40V251H39V254L37 255H34L33 254V251H31V249L30 248H32L31 246H33L32 245V243H34L35 244V241H39L40 240V238H38V239H35V238H37V237H41V235L40 234H42V232L41 233H39V236H36L37 235V231H38V227L36 226V224H37V222L39 223V221L38 220H43L44 219V217H46L47 218ZM73 216V217H74ZM92 216V214L90 215V217ZM156 216H157V214H156ZM182 216V215H181ZM191 217H193L192 215H190ZM204 216V215H203ZM231 216V215H230ZM238 216L239 215H237V219H238ZM63 217V216H62ZM61 217V218H62ZM108 217H109V215H108ZM123 217V218H122ZM165 217V216H164ZM187 217H189V216H187ZM226 217V216H225ZM234 217V216H233ZM246 217V214H244L243 216L241 215V217L239 216V218H242L241 219V222H242V224H236V222L237 221H239L240 222V220L238 219V220H235L236 222H235V224H234V228H233V233H232V235L230 236V238L228 239V237H227V239L229 240V241H226L227 239H224V241L225 242H227V243H231V241L232 242H234L235 243V241H238L237 239L239 238V237H241L242 238V236H247V234H248V238H249V240H250V238L252 237V236H254V237H256L257 236V234H258V236H260L259 234L260 233H256V236L255 235H253L254 234V232H256V231H252L251 229H248L249 227L248 226H246V228L245 229H243L242 230V225H243V223H245L244 221H246L247 219V217ZM254 217H255V214H254ZM105 218V217H104ZM123 220H122V219ZM221 218V217H220ZM257 218V217H256ZM262 218V217H261ZM260 218V219H261ZM74 219H77V218H74ZM103 219V220H102ZM107 219H109V218H107ZM109 219V220H110ZM134 219H135V217L133 216V220H132V222L134 221ZM153 219V218H152ZM167 219V218H166ZM233 219V218H232ZM72 220V219H71ZM90 220H91V218H90ZM106 220V219H105ZM119 220H118V223H119V225H123V223H121L120 224V222H119ZM137 220V219H136ZM136 220H135V222H136ZM249 220V219H248ZM247 220V221H248ZM252 220V219H251ZM257 220V219H256ZM259 220V219H258ZM45 221V222H46ZM78 223H76V224H79V220H76ZM86 221V220H85ZM112 221V220H111ZM110 221V222H111ZM114 221V222H115ZM144 221V220H143ZM159 221V220H158ZM189 221V220H188ZM191 221H192V218H191ZM233 221V220H232ZM253 221V220H252ZM251 221V222H252ZM254 221H255V218H254ZM263 222H264V219L262 220ZM80 222V223H81ZM87 222V221H86ZM113 222V221H112ZM128 222H131V221H129L128 220ZM131 222V223H132ZM224 222V221H223ZM223 222H221V225L219 224V228H221L220 226H222V228H223V225L225 226V224H226V221H225V223H223ZM258 221H256L255 223H257ZM263 222H261V223H259L258 225L256 224V228H258V229H261V230H264V225H263ZM69 223V222H68ZM71 223V222H70ZM73 223V222H72ZM71 223V224H72ZM89 223H91L90 221H89V219H88V223H86V224H89ZM93 223H95V224H93ZM107 223V222H106ZM116 223V222H115ZM115 223H113V225L115 224ZM130 223V225H132V224H135V223H132L131 224ZM188 223V222H187ZM75 224V223H74ZM103 224V223H102ZM129 224V223H128ZM223 224V225H222ZM38 225V224H37ZM40 225V224H39ZM67 225V224H66ZM70 225V224H69ZM80 225V224H79ZM90 225V224H89ZM125 225V224H124ZM123 225V226H124ZM218 225V224H217ZM240 225V228L238 227ZM249 225V224H248ZM255 225V224H254ZM42 226H44V225H42ZM73 226V225H72ZM72 226H70V227H72ZM77 226V225H76ZM81 226H83L82 224H81ZM81 226H80V228H81ZM99 226V227H98ZM105 226L107 227V225L105 224ZM126 227L128 226V225H125ZM184 226V225H183ZM250 226V225H249ZM37 227V228H36ZM41 227V226H40ZM40 227H39V229H40ZM47 227V226H46ZM75 227V226H74ZM73 227V232L72 233H75L76 232V230H74V229H76V228H74ZM141 227V226H140ZM230 227V226H229ZM248 227V228H247ZM251 227H253V226H251ZM250 227V228H251ZM68 228V227H67ZM77 228H79V226H77ZM104 228V227H103ZM102 228V229H103ZM127 228H130V226H128ZM151 228V227H150ZM159 228H160V226H159ZM178 228V227H177ZM244 228V227H243ZM263 228V229H262ZM42 229H44L43 227H42ZM83 229V228H82ZM85 229V228H84ZM102 229L100 230V228H99V230L100 231H102ZM122 229V228H121ZM147 229V228H146ZM217 229V228H216ZM230 229V228H229ZM255 229V228H254ZM78 230V229H77ZM81 230V229H80ZM136 230V229H135ZM207 230V229H206ZM220 230V229H219ZM242 230V231H241ZM41 231V230H40ZM40 231H38V232H40ZM43 231H46V230H43ZM79 231V230H78ZM125 231V230H124ZM182 231V230H181ZM213 231V230H212ZM215 231V230H214ZM224 231V230H223ZM260 231V230H259ZM6 232V233H7ZM81 233H82V230L80 231ZM161 232V231H160ZM169 232V231H168ZM209 232V231H208ZM245 233V235H243L244 233ZM70 233V232H69ZM84 233V231H83V234L82 235H84L85 234ZM110 233V234H109ZM145 233H147V231L145 232ZM178 233V232H177ZM227 233V232H226ZM241 233H243L242 234V236L240 235ZM80 234V233H79ZM79 234H77V236H76V239H77V241H79V239L77 238V237H79L80 235ZM98 234V233H97ZM124 234V233H123ZM127 234V233H126ZM206 234V233H205ZM211 234V233H210ZM230 234V233H229ZM9 235V234H8ZM72 235V236H71ZM81 235V236H82ZM103 235V234H102ZM122 235V234H121ZM128 235V234H127ZM145 235H147V234H145ZM171 235V234H170ZM207 235V234H206ZM228 235V234H227ZM240 235V236H239ZM11 236V235H10ZM67 236H69V234L67 235ZM81 236H80V240H81ZM95 237H98V236H96V234L94 235ZM101 236V235H100ZM104 236V235H103ZM103 236H101L102 238H103ZM120 236V237H119ZM130 236V235H129ZM133 236V235H132ZM152 236V235H151ZM222 236V235H221ZM43 237V236H42ZM42 237H41V239H42ZM84 236H82V238H83ZM137 237H138V235H137ZM203 237V236H202ZM218 237H220L219 235H218ZM224 237V236H223ZM253 237V238H254ZM68 237H67V240L69 239ZM151 238V237H150ZM201 238V237H200ZM204 238V237H203ZM205 238H208V237H205ZM244 238V237H243ZM242 238V240L240 241L239 240V242L238 243H240L241 242V244L243 243L242 241L244 240V241H246V244L248 243V239L246 240V237L243 239ZM116 239V240H115ZM125 239V238H124ZM134 239V238H133ZM162 239V238H161ZM164 239V238H163ZM217 239V238H216ZM215 239V240H216ZM66 240V241H67ZM97 240V239H96ZM101 241V238H99L98 239V241ZM121 240V239H120ZM160 240V239H159ZM158 240V241H159ZM171 240V239H170ZM205 240V239H204ZM209 240V239H208ZM213 240V239H212ZM211 240V241H212ZM42 241V240H41ZM83 241V240H82ZM95 241V240H94ZM169 241V240H168ZM174 241V240H173ZM178 241V240H177ZM206 241V240H205ZM220 241V240H219ZM255 240H253V242H254ZM19 242V241H18ZM80 242V241H79ZM123 242V241H122ZM139 242H141V240L139 241ZM162 242V241H161ZM195 242V241H194ZM209 242V241H208ZM251 242V241H250ZM261 242V241H260ZM37 243H39V242H37ZM120 243H121V241H120ZM128 243V242H127ZM137 243V242H136ZM196 243V242H195ZM213 243V242H212ZM259 243V242H258ZM257 243V244H258ZM67 244H68V242H67ZM74 244V243H73ZM72 244V242L71 243H69L68 245H73ZM91 244H93V243H91ZM117 244V243H116ZM147 244V243H146ZM146 244H144L143 246H141L142 248H144V246L145 247H147V246H149L150 247V244L148 245L147 244V246H146ZM218 244H219V242H218ZM241 244H239V245H241ZM244 244V243H243ZM251 244V243H250ZM36 245H38V244H36ZM36 245H35V247H36ZM132 245V244H131ZM139 245V244H138ZM154 245H156V244H154ZM164 245V244H163ZM228 246H229V244H227ZM231 245L232 246H234L235 245V247H234V251H236V244H232L231 243ZM258 245H260V243L258 244ZM67 246V245H66ZM126 246H129V245H126ZM140 246V245H139ZM138 246V247H139ZM165 246V245H164ZM186 246H187V244H186ZM185 246V247H186ZM232 246H229L230 248H232ZM237 246H238V244H237ZM247 246V245H246ZM250 246V245H249ZM94 247V246H93ZM174 247V246H173ZM189 247H191V246H189ZM188 247V248H189ZM219 247H220V245H219ZM223 247H224V245H223ZM227 247V246H226ZM255 247H256V245H255ZM258 247V246H257ZM261 247H262V245H261ZM61 248V249H60ZM162 248V247H161ZM181 248V247H180ZM184 248V247H183ZM199 248V247H198ZM205 248V247H204ZM215 248V247H214ZM236 248V249H235ZM246 248V247H245ZM251 248V250H252V247H250ZM249 248V249H250ZM37 249H32V250H34V253H36L35 251L37 250ZM91 249H92V251H91ZM129 249V248H128ZM149 249H151V248H149ZM166 249V248H165ZM194 249H195V247H194ZM210 249V248H209ZM220 249V248H219ZM247 249V248H246ZM245 249V250H246ZM60 250L62 251V252H65V253H67V255H65L64 253L63 254H61L62 252H60ZM141 250V249H140ZM176 250V248H174V251ZM192 250H193V248H192ZM192 250H190V251H192ZM215 250V249H214ZM213 250V251H214ZM225 250V249H224ZM230 250V249H229ZM232 250V249H231ZM238 250V249H237ZM240 250V249H239ZM254 250V249H253ZM92 253H91V252ZM128 251V250H127ZM144 252H146L147 251V259H149V262H150V259L152 258V257H154L155 255L154 254H152L151 256L152 257H150L149 255L151 254V253H153V252H151V253H149L148 252V249H146V251L145 250H143ZM177 251V250H176ZM175 251V252H176ZM182 251V250H181ZM187 251V250H186ZM193 251H195V250H193ZM204 251V250H203ZM222 251V250H221ZM220 251V252H221ZM250 251V250H249ZM262 250H260V252H261ZM29 252L30 253H32L33 255H34V257H32L31 258V254H29ZM141 252H142V250H141ZM141 252H138L139 253V256L140 257H142V255L141 254H143V253H141ZM157 252V251H156ZM160 252V251H159ZM158 252V253H159ZM180 252V251H179ZM184 252V251H183ZM198 252H199V250H198ZM216 252V251H215ZM218 253V254H221L222 255V253L224 252H221V253ZM253 252V251H252ZM254 252H256V251H254ZM148 253H149V255H148ZM186 253V252H185ZM188 254H189V252H187ZM191 253V252H190ZM196 253V252H195ZM202 253V252H201ZM212 253V252H211ZM210 253V254H211ZM227 254H228V252H226ZM236 253V252H235ZM234 253V254H235ZM243 253V252H242ZM262 253H263V251H262ZM126 254V253H125ZM124 254V255H125ZM131 254V253H130ZM146 254H143V255H145V257L143 256V258L145 259L146 258ZM187 254V255H188ZM215 254V253H214ZM217 254V253H216ZM233 254V255H234ZM237 254V257H238V253H236ZM244 254H246V253H244ZM249 254V253H248ZM252 254V253H251ZM100 255V256H99ZM128 255H129V253H128ZM138 255V254H137ZM154 255V256H153ZM157 255V254H156ZM165 255V254H164ZM167 255V254H166ZM178 255H179V253H178ZM184 255V254H183ZM202 255V254H201ZM200 255V256H201ZM225 255V254H224ZM250 255V254H249ZM259 255V254H258ZM191 256V255H190ZM212 256V255H211ZM210 256V257H211ZM220 256V255H219ZM226 256V255H225ZM230 255H228V257H229ZM232 256V255H231ZM256 256V255H255ZM254 256V257H255ZM263 256V255H262ZM123 257V258H122ZM156 257V256H155ZM173 257V256H172ZM180 257V256H179ZM186 257V256H185ZM184 257V258H185ZM203 257V256H202ZM222 257H224V256H222ZM233 257V256H232ZM236 257V258H237ZM244 257V256H243ZM248 257V256H247ZM253 257V258H254ZM257 257V256H256ZM2 258V257H1ZM183 258V257H182ZM183 258V259H184ZM208 258V257H207ZM215 258V257H214ZM217 258V257H216ZM215 258V259H216ZM219 258V257H218ZM226 258V257H225ZM241 258V257H240ZM239 258V259H240ZM249 258V257H248ZM130 259V258H129ZM173 259V258H172ZM171 259V260H172ZM180 259V258H179ZM179 259H177V260H179ZM182 259V260H183ZM190 259H191V257H190ZM189 259V260H190ZM244 259H246V258H244ZM243 259V260H244ZM132 260V259H131ZM139 260H140V258H139ZM187 260V259H186ZM193 260V259H192ZM194 260H195V258H194ZM197 260V259H196ZM204 260V259H203ZM210 260V259H209ZM216 260H218V259H216ZM233 260V259H232ZM236 260V259H235ZM234 260V261H235ZM255 260V259H254ZM253 260V261H254ZM261 260V259H260ZM2 261V260H1ZM137 261V260H136ZM152 261V260H151ZM202 261V260H201ZM200 260H199V262H201ZM211 261V260H210ZM213 261V260H212ZM225 261V260H224ZM227 261H228V259H227ZM234 261H231V262H234ZM237 261H238V259H237ZM240 261H241V259H240ZM247 262H248V260H246ZM246 261H244L243 263L244 264H246L245 262ZM250 261V260H249ZM257 261V260H256ZM107 262V263H106ZM113 262V263H114ZM139 262V261H138ZM152 262H154V261H152ZM167 262V261H166ZM170 262V261H169ZM168 262V263H169ZM176 262V261H175ZM182 262V261H181ZM194 262V261H193ZM217 262V261H216ZM239 262V261H238ZM242 262V261H241ZM114 263V264H115ZM142 263V262H141ZM172 263V262H171ZM170 263V264H171ZM225 263V262H224ZM230 263V262H229ZM5 264V263H4ZM110 264V263H109ZM111 264H112V261H111ZM167 264V263H166ZM173 264H175V263H173ZM183 264V263H182ZM186 264V263H185ZM187 264H189V263H187ZM192 264V263H191ZM197 264V263H196ZM207 264V263H206ZM215 264V263H214ZM218 264V263H217ZM226 264H227V262H226ZM230 264H232V263H230ZM236 264V263H235ZM241 264V263H240Z\"/></svg>",
  "mask_w": 264,
  "mask_h": 264
}]
</instances>
